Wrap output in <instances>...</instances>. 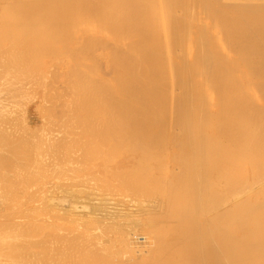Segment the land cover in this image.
<instances>
[{
	"label": "bare ground",
	"instance_id": "obj_1",
	"mask_svg": "<svg viewBox=\"0 0 264 264\" xmlns=\"http://www.w3.org/2000/svg\"><path fill=\"white\" fill-rule=\"evenodd\" d=\"M4 1L5 0H3V2ZM11 1H13V0H11ZM15 1H17V0H15ZM30 1H31V4H34L35 7H38V9H36L38 11H35V8H34V11L38 15L40 14V17H38V16L36 17V18H38L37 21H39L40 23H41V21L43 22V19L45 20V22H43V23H46V22H47V24L51 23L50 21L52 20V18L55 14H56V17L58 15V18H60V19H56V18L55 19L59 20V22H60V20H62V22L64 21V24H66V23L68 24L69 22H66V20H70V22L72 23L71 25L73 26V29L75 30L73 33V40L75 41V43H74V41H72V39L69 40L67 38L69 41H72V42H70L71 43L70 44V43H67L68 40L67 41L65 40V42L67 44L66 50H68V49L70 50L71 45L73 44V46H75V47L73 48V46H72L73 49L72 48L71 49L74 50L75 52H77V50L79 49L77 45L81 44L80 45L81 47L80 46L79 47H80V49H82V52H83L82 55L84 56V54H85L84 51H86V53H88V51H90V47H89L90 45L88 46V45H86V43H84L85 42V38H84L85 36L84 35H86V41H88L87 43L90 44L91 42H97V46H99L98 45L99 42L107 43V42L111 41L110 43H111L112 47L108 48V46H107L108 44L105 46L108 48L109 51L107 50V48L105 49V47H104V50L108 51V56L106 55L108 57L107 58L108 61L107 60L106 61L110 63L112 68H114V71H111L113 73V76L111 75L110 72H109L110 75H108V72L106 73L107 77L112 76L111 81L109 80L110 78L109 79L107 77L106 78L111 83L113 81H115L114 82L115 84H116V81H118L117 84L119 83V81L122 82L123 85L125 83V84H127V87H123V86L121 87L120 85L122 83L121 84L119 83L120 85H118V86H117V84H116V86H115V84L111 85L112 87H110L109 93L105 92L108 95L107 98L105 97L106 95L102 96L103 98H101V100L105 98L104 102L102 104V106L104 105L105 107L103 106V108H101V106H100L101 109L98 108V106L101 105L102 102H100V100H98L99 97H95L96 95H94V94L97 93V95H100L101 93L100 94H98V93L102 90V88L100 91L98 90V92H95L94 89H96L97 86H96V88L91 87L90 90H92V92L94 91L95 93L93 92V94H92L90 91H89L90 93L86 92L88 94H92L93 98L95 97L99 101V105L97 107H94L95 104L96 105L98 104V101L95 102L96 99L95 100L93 99L94 102H92V101L90 102V99H88V98L92 99V97H90V95H89V97H87L88 100L85 99L87 102L89 101L90 103L94 104V105H91L89 103V105L96 108V110H97V108L99 110L106 108L107 112H105V110H102L103 112L108 114V118H106V119H103V118H105V117H103V115L105 113H103V115H99L97 117V114H98L97 112L99 110L95 112L94 109L90 108L91 106L89 107L90 109L88 108L89 110H91V113H89L90 111L89 112L86 111L87 112L86 114H88V113L90 114L88 121L90 120V117L92 116L91 115L92 111L94 113H96L94 115H96L95 117H97V119L100 118V116L103 117V118L101 117V119L95 120V121L92 119L93 121L92 122L89 121V122H90V125H92V126H93V122L100 121V120H101V123L103 122V125H104V123H106L105 126L107 125L106 128L108 130H110V133L108 134L109 131L104 126L103 129H105V131H103V129H102V131L104 132V134L107 135V136L105 135L106 136L105 141H106V138L108 136H110L112 132H115L117 130V128H116V130L114 128V126L117 127V125L112 124L114 121L115 122L118 121V120H116V118L118 117L117 115H120L121 113H122L121 115H123V113H124L125 115H123V116L126 117L127 112H129L133 109L135 111L136 107L138 109L140 108L139 110H141V112H139V113L145 114V113H147V111L150 112L152 110L150 105H152V107L154 105V107L156 108V111L158 113H163V116H164V113L167 112V115H168V119L164 118V117H163L164 120L161 119L162 120L161 123L163 122L164 124L163 123L160 124L161 129H159L160 131L158 133H160L162 131V129H163L162 126L166 124L165 126L166 127L168 126V129H167L168 131L166 130V128L164 126L165 131H162V132H164L167 135L166 136L168 138L167 142L169 143V145H171L172 143L174 144V146L177 145L178 148H177V146L175 147L177 149H179V147H181V149H182V150L176 149L177 151L181 152L182 154H179V152H177L178 154L172 153L173 155H175V157H177V156L179 157L180 155H182V159L178 158L180 160V161H178L176 158L177 161H175V160L172 161V159L170 158L171 156L169 158L166 157V156H168L166 153H164L166 150L163 151V153L160 152V151H162L161 149L164 150L165 147L167 146L166 145L167 144L166 138H164L165 139L164 143H161V142H163L162 139L165 136L164 133L161 132V135L162 134L164 135V136L162 135V137H161V142H158V140L156 141L157 138L156 139H155V137L153 138L154 140L152 141V143L154 145H158V144H156V142H158L160 144H165L166 146L164 145L161 148V146H159L160 145L159 144L158 145L159 148H156L157 150H155L156 152L158 150H160V151H158L159 157H155V155L152 156V157L156 158V159L153 158V162H152V163H155L156 165L153 168H151L152 166L151 167L149 166L151 169H149V168L147 169L148 171L153 173V174L149 173V174H151V177L149 176L150 181H151V179H153L152 177L154 175H155L156 179H158L160 177L161 173L159 172V174L156 175L155 172H157V169H155V168H156V166H158L159 168L161 166H163V165L159 166L160 164L157 165V162L159 163L162 158L165 157V158L169 159V161L171 159L170 162L175 161L176 164H178L177 167H174L177 169L176 170L171 169L172 171L171 170L168 171V169H166L165 166L167 164L163 167L165 171L161 167L162 168L161 171L165 172V174H166V176H165V174L163 173V176H162L163 179H164V177L166 179L169 176V178H168L169 180L166 179V181H163V182L161 181L162 184H160V182H159L160 181L159 179L161 177L158 180H156V182L158 181L159 184H158V182L157 183L153 182V180L151 182H147V184H146L145 182L147 181L148 171L146 169H144L143 166H141V167L143 168L145 173L142 171V168H140L139 165H138V167H136V165H135L134 167L137 168V170H135L132 174H129L130 172H132V170L135 169L134 168V169L129 170L131 167H133L132 164H131V167L129 166L130 167L129 169H127V167H126L127 171L123 170V167L121 168L120 166H119L120 169L117 172L114 170L115 167L113 170H110V169L107 170L108 167H104L105 169L102 168V171H103V169L106 170L105 171L106 174H109L111 171H115L113 178L115 179V177L117 176L116 180L118 179L117 181L119 182V184H121L123 186V187L121 185L118 186L120 189L119 191H120V193L122 192V194H119V192L116 190L117 187L115 185H113L112 183H110L112 180L111 181L109 180L110 182L108 183V180H106L107 177H105V175H106L105 173H103V174L99 173L102 175L101 177H100V175H98L102 180L104 177V182L99 177H98L99 180H101L100 182H98L99 180H97V179L95 180V178H96L95 173H93L91 175L93 177V179H91V177L89 178V180L90 179L95 180V181H93L95 183L92 182V184H95L98 189L102 188V190H103L104 186L102 187V185L105 183V181L107 184H111L110 186L112 187V191H111V187H109L107 184H104V185H107V186H105V188L106 187L107 188L103 190L102 194L106 193L104 191L107 189L109 190V192H113V189H114V190H116L115 192H118V194H119V196H118L119 198L116 197V199L114 197H113V199H111V198L109 199L107 194L99 196L100 201H98V202H101L102 205H99V203L97 204L98 207L103 206V209H104L103 213L105 215L103 213H102V215H104L105 217L107 216L108 220H106V218L103 216L105 218L104 220H106L107 223L109 224V225L106 224V225H108L106 227L110 228L111 227L110 224H113L115 222L118 224V225L117 224L114 225V226L118 227L116 231L113 230L116 233L115 232L113 233V231H112V233L110 232L111 237L108 238L109 240L106 239L109 236V232L103 230L106 228L105 227L106 221H104L105 223L100 221L101 224L100 223H96V225L94 224L95 227L97 226L99 229L100 226L102 225V223H104L103 224L104 226L102 225L104 227L102 229V231H105L106 235L102 231L99 232L102 227L98 231L99 233H101L100 238H99V236H97V235H100L97 231H96L97 235L95 232L93 233L97 236V238H96V239H98L97 241H101L102 236L103 237L107 236L106 238L104 237L106 240H104V238H103V241H102L104 243V245L107 244V246H105V248L108 247L110 239L112 242L111 246H113L114 238H116L115 241L117 243L115 242V244L116 245L118 244L117 247L119 249L117 247L116 248L119 250V252L115 248L117 250L118 254L113 253L114 252L112 250L114 248V246H113V248L110 249L112 251H109V253L112 252L114 254V255L111 254L112 256H114L115 258H120V259H121L120 254H123V255L125 254V255L124 256L122 255L123 256L122 260L118 259L119 263L113 261L114 257L112 258V256H111L110 258H112L113 264H115V263L116 264H264V0H30ZM30 1L27 0V2H29V3H30ZM19 2H17V4ZM27 2L25 3L26 5H27ZM0 4H2V3L0 2ZM3 4H4V6L9 5L8 3H7V5H5V3H3ZM14 4L15 3H13V6H14ZM25 4H24V6H25ZM34 5H31V6H34ZM4 6L0 5L1 8ZM22 6H23V3H22ZM28 6L30 7L29 4L27 5V8H28ZM11 7H12V5H11ZM20 7H21V5H20ZM22 8H24V7H22ZM9 9H10V7H9ZM12 9H13V7H12ZM19 9H21V8H19ZM19 9H18V11H19ZM25 9H22V10H25ZM30 9H31V7H30ZM4 10L8 11L7 8L6 9L4 8ZM26 10L28 11V9H26ZM7 11H6V13H7ZM11 11H13V10H11ZM11 11H8V13L10 15H12L13 13L18 15L16 13L17 11H15V12L13 11L12 14L10 13ZM30 13H29V15H30ZM22 14H23V11H22ZM37 14H34V16ZM41 14L44 15L45 18L43 17V19H42ZM10 15H8L9 17H12V19H10V23H11V20L13 22V20L15 19V21L13 22V25L17 29H16V31L14 30V32L18 31L17 32V34H18L19 31L21 30V29L20 30H18V29L22 28L26 23V22H23L22 23L23 25L19 26V24H21L22 20L27 19L24 17L25 13L22 16H20V17H24L20 22L18 21L19 19L16 17V15L14 16V14H13L14 17L10 16ZM1 17H4V16L1 15ZM26 17H29V16H26ZM36 18H34V19L36 20ZM39 18H41V21L39 20ZM83 18H90V19L93 18L94 20L96 19L95 20L96 24L94 23L95 22L94 20H93L94 22L93 21L92 22H93V24L96 25L97 28L99 26L98 24L101 23L100 28L95 29V27L93 25V28H94L93 29L91 26L92 24L90 25L91 28H88L89 25L86 26V28H85L84 27L85 24L82 23V25L84 24V26H82L80 23V26H82V28L80 29L78 20H79V22H81ZM31 19H32V17H31ZM90 19H89V21H90ZM27 20H29V19H27ZM8 21H9V19H8ZM37 21H33V22L35 23ZM83 21H85V23L87 22V20H85V19ZM28 22L30 23L32 21H28ZM28 22L26 24H28ZM97 22H99V23L97 24ZM14 23L17 24L19 27H16L17 25H15ZM53 23L56 26V23L55 22H53ZM60 23L57 26L58 28L60 27ZM87 23H86V25H87ZM0 24H2V22ZM61 24L63 25L62 26L63 29H66V27H64V24L63 23H61ZM28 25H26V27H25L27 30L23 27L25 29L24 31H28V28L30 27V25L29 26ZM8 26L10 27V25H8ZM34 26L36 27L35 24H34ZM40 26L42 29L43 25L40 24L39 28H40ZM47 26L48 25H45L44 27H47ZM44 27H43V29H44ZM48 27H49L48 32H50V33H45L46 35L43 33V35H45L43 37V35H41L42 30L39 29L40 31L38 30V33L33 37L37 38L36 36H38V34H39L42 36V38L44 39V41L46 43L49 42V44H50L53 41L56 42L55 45L52 46V48H50V49H53V47L56 46V48H58V49H54L55 51L53 50L54 52H56V50L58 51L60 49V45H61V47H63L65 45V44L64 45L62 44L63 40H64V38H63L64 35L62 36L63 32L61 31L60 28L59 29L57 28L58 29L56 31L57 33L54 35V33L52 34L51 29H55L56 27L53 28L52 25H51V27L50 26H48ZM69 27H71L70 24H69ZM83 27L85 29H83ZM1 28H3V27H1ZM31 28H32V26L29 28V31H31ZM10 29H12V27ZM10 29H8L9 30L8 32H11ZM36 29H37V27H36ZM67 29H69L68 26H67ZM45 30H48V29L45 28ZM24 31H22V33ZM63 31H65V30H63ZM69 31H71V30L69 29ZM69 31H68V33H69ZM14 32L6 34V35H8L7 36L8 39L6 38L7 41L5 40L6 42H4V44H2V46L0 44V46H1V48H0V143H1L0 145L1 146L0 147L2 148L3 146H5L4 148H6V149H4V150H6L7 153L2 149V152L4 151L3 153L6 154L5 155L2 153V155L7 156V154H8V157H9V158L7 157L9 159V164L5 168V173L3 172L1 174L3 176L0 177V179H1L0 180V264H53V261L59 260V256L56 258L54 256L57 255V251H60V250H57L55 248L56 244H55L54 248L57 251H55V249L53 248V245L51 244V239L55 235L52 232L51 233L53 236L49 235L48 231L45 233L42 232L43 234L48 233V235L51 236L50 239H49L48 235L47 236L44 235V238L39 237L37 240V237L34 238V236H36V231L38 228L36 229L35 226H32V223L34 222L32 220L36 217V216L34 217V214H33L34 209L36 210L43 205V201H45V199L48 197V196L46 197V195H47L46 193H48V192L50 193L53 185L52 186L50 185L51 188L48 192H46L47 190L45 188L46 187L45 185H44L45 187L43 186L44 189H42L43 187L42 188L38 187L39 189L38 188L37 189L39 191H37L35 188L32 187V189H35V190L31 191V185L33 184V183L31 184V180L34 179V177L32 178L31 176L36 174V173L35 174L32 173L33 166L35 165V163H34L35 161L34 162L32 161V156L34 155V153H32V152H35L32 150L35 148L34 145H32V143H33L32 138L34 140H36L34 137H32L33 136L32 135L33 130L35 129V127L33 125V123H34L33 117L35 115L31 114L33 109H31L32 106L28 103V101H27V103L29 105H26V107H24V109L26 108L25 113L23 112V114H21L22 112H20V110L25 105L23 101H25V99L29 96H31V98H29V99H32L29 102L35 101L34 102L35 103L34 104L35 110L40 108L41 111H45L47 109L46 108L47 105L50 104L51 100L57 99L58 94H60L58 96V97H60V96H62L61 93L64 92V94H65V95L63 94L64 96L70 97V95H68V94L74 90V86H77L75 84H78V83L81 84V82L85 79L83 71H80L84 68L82 67V69H81L79 67L80 65H82V64H80V62L82 60H80V62H76L78 57L76 60L74 58L73 59L75 60L74 64L78 63L77 65H79L78 66L79 71L77 70L75 65L72 63L73 61H71V63H70V61L68 60V58L66 56L65 57L67 59L63 57L64 62H62V60H61L62 64H64L65 62L68 63V61H69V63L74 65L73 67L76 69L73 72V70L70 68L68 69L67 66L64 67V68H66L65 70H67V69L70 70V71L67 70L68 72H71L68 74V72L66 71V73H65L64 68H62L64 70V72L62 70L61 71L64 73L63 75L65 76V77H63V75L60 74L62 76V80H61L62 87L58 90L57 86H54L55 85L54 82L53 83L51 82L52 84H54L53 87L56 89L55 92H57L56 95L53 94L56 96V98L55 97L52 98L49 102L47 101L48 104L47 103L45 104V102H46L45 99L49 100V98L52 95L51 93L49 95L47 94V92L49 93V91H50V89L47 90V87L49 86L50 82L47 85L45 83L47 81H49L47 79H49L52 76L51 73H55V71L52 72V70H51V73H50V71L48 70L51 76H49V78H47V76L49 74L46 72L47 66L46 67L44 66V65H46L45 63H44V65H41L43 62L41 64H39V67L41 65V67L44 66L46 68V69L43 68V69H45V71L43 69L41 70V68H39V67L37 68V66H38L37 62L38 61H35L36 62L35 65H37V66H34V65H33L34 67L31 66L32 64L27 59L28 54H30V53H29V51L28 52L26 51L27 47H25L24 49L22 48L23 44H22L21 39H23V38L20 35L15 34ZM32 32H37V30L36 31L32 30ZM65 33H67V31H65ZM80 33L83 34L82 39H81L82 35H80ZM6 35H5V37H6ZM21 35L23 36L24 33ZM25 35H27V34H25ZM51 36H55V37H53L52 40H50ZM68 36H70V34H68ZM27 37L31 38L30 35ZM39 37H38V40H39ZM46 38H47V40H45ZM224 40L226 41V43L224 42ZM23 41H25V39H23ZM29 41H31V40L29 39ZM25 42H27V41H25ZM31 43H32V41H31ZM31 43H30V48H32ZM34 43H35V39H34ZM34 43H33V47L37 42L35 44ZM41 43H43V42H41ZM46 43H44V44H46ZM27 44L29 45V42ZM27 44H26V46H28ZM68 44H69V46H68ZM82 44H83V46H82ZM42 45L41 46L39 45V46L42 47ZM95 45H96V43H95ZM95 45L91 44V47L95 46ZM103 45L101 46V44H100L101 47H103ZM84 46H85L86 50L84 49ZM87 46H88L89 50L87 49ZM49 47H51V46H49ZM101 47L99 48V50L101 49ZM30 48H28V49H30ZM37 48H38V46H37ZM93 48H95V47H93ZM110 48H112V49H110ZM45 49H47V48L45 47ZM50 49L45 51L46 53L48 51L47 55L50 53L49 52V51H51ZM96 49H95V51H98ZM102 49L100 51H102ZM38 50L36 49V51H38ZM42 50H43V48H42ZM63 50L65 51V49H63ZM59 51L57 53H59ZM45 52H42V53L37 52V53L38 54H43V53L45 54ZM61 52L62 53H60V54H62V56L64 53L66 54V52H64V53H63V51H61ZM92 52H89V54ZM73 53H69L70 58L73 56V55L71 56V54H73ZM33 54H31V56ZM51 54L55 55V53H52V52H51ZM51 54H49V55L51 57H53ZM89 54L87 55V57L85 54V57L89 58V60H90V59H92V58H90L92 56V54L90 55V57H88ZM96 54H97V52H96ZM58 55H56V56H58ZM79 55H81V52L79 53ZM82 55H81V57H82ZM35 56H37V55H35ZM60 56L61 55L58 56L59 59H57V57H56V59L51 58L52 61L51 60L50 61L52 63H54L55 60L56 61L60 60ZM85 57H83L82 59L85 60ZM93 57L95 58V55ZM39 58H40V55H39ZM75 58H76V54H75ZM31 59H32V57H31ZM49 59H50V57H49ZM65 59H66V61H65ZM33 60H35V59H33ZM37 60H38V57H37ZM42 60H43V58H42ZM88 62H90V61H88V59H87L86 64L89 65L88 67H91V65ZM67 63L65 65L69 64V63L68 64ZM53 65H56V63ZM58 65H59V61H58ZM94 65H95V63H94ZM71 66H69V67H71ZM84 66H87V65L84 64ZM106 67H109V66H106ZM88 71L85 70V72H84L85 75L87 74L86 72H88ZM90 71L94 72V71H92V69ZM97 72H98V70L96 71V73ZM98 74H101L98 76L100 78L105 76V75H102V73H100V72ZM88 76L90 78V76L93 77L94 75L89 74V75H87V77ZM55 77H53V78L56 79L57 77L56 78ZM93 78L97 79L96 75ZM86 79L89 80L88 78H86ZM92 79H90V80H92ZM94 79H93V81H96ZM53 80L51 79L50 81H53ZM70 80H72V84L74 86L72 84H70ZM93 81L91 84L94 83ZM97 82L99 84V78H98V81H96L94 84H96ZM147 82H153V85H154V83L158 84V85L160 84V86L163 89H159V88H161L160 86H159V88H158V86L156 88H158L159 91L163 90V92L160 91V93H159L158 89L157 90L154 89L158 92H156L155 96L152 95L153 97H150L152 91H150L149 89L152 90L153 87L151 88V86H150L151 84L147 85L148 84ZM55 83H56V81H55ZM106 83H108V81ZM83 84L86 85V80H85V82L83 81ZM91 84L89 82L88 86L90 87ZM102 84H104V83H102ZM164 84L167 85V87L165 86V88H164L162 86ZM45 85L47 87H45ZM100 85H98V86H100ZM106 85L110 86L109 83ZM106 85H105V87H106ZM131 85L132 86L133 85H139L140 86V87H138V88H140L139 90H141L140 95H142L144 99H139L140 98L139 97L140 92L138 94H136L138 90L135 91V89H134L135 87L133 86L134 88H132ZM101 86H103V85H101ZM146 86H148V87L150 86V88L148 89V87H146ZM51 87H48V88H51ZM77 87L79 88L78 91L80 89L84 90L83 87L82 88L79 87V84ZM54 88H52L53 93H55ZM87 88L88 87L86 86L85 89H87ZM125 89H126V91H125ZM132 89H134L133 91H135V93L132 92ZM88 90H89V88H88ZM106 90H107V88H106ZM75 91H77V90H75ZM66 93H68V94L66 95ZM83 93H84V95H83ZM83 93H82L83 97L80 96L81 94H78L77 96H80L82 98V100L85 101L83 98L86 95V93L85 92H83ZM105 93L103 91V95ZM132 93L135 94L136 99L138 97L139 102L135 98L130 97V96H132L131 95ZM45 94H47V96H50V97L45 98ZM70 94H73V92H71ZM76 94H77V92H76ZM154 94H155V91H154ZM69 97L67 98V105H69V103H72V101L70 102V100L73 99L74 95L73 96L71 95V97H72L71 99ZM80 97H78L79 98L78 100H81ZM154 97L157 99H155ZM85 98H86V96H85ZM151 98H154L155 100L154 101H153V99L150 100ZM76 99H77V97L75 96L74 100L77 101ZM59 100H55V102L52 101L51 104H54V105L50 104L51 106H48V108H49L48 110L50 111L51 108L53 109V106H55L56 103H57L56 104L57 106H55V107H58V110H59L60 108H59L58 102H57ZM68 100H69V103H68ZM62 101H65V100H63V98H62V100L59 102H62ZM75 101H73V105H74V103L76 105ZM80 102H82V101H80ZM87 102H86V104L88 105ZM152 102H154V103H152ZM22 104H24V105L22 106ZM43 104L46 105V106L44 105V110H43V107H41ZM60 104L63 106V108L66 106V105H63L64 102H62ZM86 104H85V106H86ZM73 105H72V107H73ZM82 106L84 107V103L82 104ZM66 107L70 108L71 106L70 107L66 106ZM78 107H80V105ZM63 108H61V109H63ZM75 108H77V105L74 106V109ZM52 109H51V111H52ZM56 109L57 108H55V110ZM61 109L59 112V113H61V115L57 111L54 110L52 112V116L56 115L55 113L57 112V115L59 114L60 117L64 118V113H65V115H67L68 113L65 112V111H67L66 109H65V111L63 109L64 113L61 112L62 111ZM74 109H72V110L74 111ZM80 109H84V108L80 107ZM156 111L154 110V112H156ZM81 112H82V110H81ZM47 113H48V111H47ZM47 113H46V116L49 115ZM53 113H54V115H53ZM62 113H63V115H62ZM75 113L78 114V112H75ZM84 113H85V111L83 113H79V114L80 115L82 114L81 116H83ZM150 113H153V112H150ZM150 113H149V115H151ZM158 113H155V114H157V116H159ZM24 114H25V116H23ZM100 114H102V113H100ZM130 114H131V112L128 115L131 116ZM132 114H135V113H132ZM32 115H33V117H32ZM50 115H51V113H50ZM50 115H49V117H51ZM94 115L92 118H95ZM139 115L142 116L143 114H139ZM59 116H57V117H59ZM115 116H116V118H115ZM137 116H136V119H138ZM146 116H147V114L145 115V118H146ZM41 117H43V116H41ZM69 117H70V115H69ZM65 118H67V116H65ZM65 118L62 119V121L65 120ZM86 118H88V116ZM132 118H131V120H133ZM39 119L37 118V121ZM47 119H45V120H47ZM50 119H52V118H50ZM59 119H58V121H59ZM119 119H121V118H119ZM129 119L130 118H128V120ZM42 120H44V118ZM42 120H40V121L43 124L44 122ZM72 120L75 124V121L76 120L78 121L79 119H76L75 121H74V119H72ZM72 120H70V121L72 122ZM80 120H81V118H80ZM126 120H127V118H126ZM134 120H135V118H134ZM138 120L140 122L142 121L140 118ZM146 120H147V118H146ZM155 120H156V116H155ZM82 121H83V119H82ZM85 121H84V125H85ZM88 121L86 124H89ZM135 121H134V124H135ZM55 122L54 123L51 122V123L54 124L55 126L63 125L61 122H59V123L57 122L58 124H56ZM79 122H81V121H79ZM121 122H124L126 124L127 121L122 120ZM128 122H127V124H128ZM140 122L138 123L139 125L141 124ZM146 122L149 123L148 120ZM155 122H157V121H155ZM159 122L160 121H158V124H159ZM67 123H69V122H67ZM76 123L78 124V122H76ZM98 123H100V122H98ZM50 124L48 123V125H50ZM131 124L132 123H130V125ZM154 124H156V123H154ZM44 125H46V124L44 123ZM48 125H47V127H48ZM65 125H67V124H65ZM112 125H113V127H112ZM119 125H120V120H119ZM128 125H127V127H128ZM135 125H137V123ZM146 125H147V123H146ZM150 125H151V128L153 130L155 128L156 129L159 128V125H156V127H154L152 124V121H151ZM40 126L42 127L41 124L39 125V127ZM74 126L71 125L70 128L67 127V129L70 130L72 127L76 130V128ZM80 126H82V124H80ZM63 127L61 126L60 128H63ZM78 127H79V125H78ZM86 127H88V126L85 125V129H84L85 132L88 129ZM94 127H95V125H94ZM96 127L99 128L100 126H96ZM130 127H132V126H130ZM147 127H149V125H147ZM82 128H84V127H82ZM82 128H80L79 131H77L78 130V128H77L76 133L79 132V135H82L80 133V131H81L84 134ZM112 128H114L115 131L112 130V132H111ZM121 128H123V127L120 126V130H118V131H120L122 133L123 131L121 130ZM133 128H134V125H133ZM144 128H145V126H144ZM144 128H143L142 134L146 133L145 135H147V136L149 135L148 140L152 138L151 137L152 135L150 136L149 133L152 132V134H154V133H156L155 135L158 134L156 132L158 130L150 131L147 133V131H145ZM38 129H41V128H38ZM52 129H53V126H52ZM55 129L57 130L58 128H55ZM74 129H71V130L75 131ZM95 129H93V130L96 131ZM137 129H139V132H140V127L139 128L137 127ZM137 129H135V130H137ZM99 130H101V129L99 128ZM131 130H133V129H130L129 132H131ZM141 130H142V127H141ZM147 130H149V129H147ZM61 131H63V130H61ZM64 131H67V130L64 129ZM91 131L92 130H90L89 133H91ZM176 131H177V134H176ZM58 132H59V130H58ZM58 132H57L58 136H61L60 134L63 133V132H61V133L59 132V134H58ZM120 132H117V133L120 134ZM36 133L38 134L37 128H36V130H34L33 134H36ZM50 133H53V132L51 131ZM54 133H56V132H54ZM95 133L92 132V135ZM65 134H66V136H68L67 133H65ZM97 134H98V132H97ZM88 135L89 134H85V136L82 135V137L83 136L86 137ZM96 135H94V136H96ZM112 135L114 137V133ZM120 135H122V134H120ZM123 135H125V134H123ZM123 135H122V138H123ZM51 136H52V134H51ZM63 136H65V135H63ZM71 136L73 137V140H74L75 136L73 133ZM115 136L117 137V135H115ZM131 136H135V135L132 134ZM137 136H138V134H137ZM159 136H158V138H159ZM88 137H90V135ZM113 137H111V139ZM125 137H124V139H125ZM140 137H142V136H140ZM55 138H58V137H56V135H55L54 141H55ZM60 138H62V136ZM98 138L100 140H98L96 138L92 139L91 137L88 139H90V140L96 139L94 142H96L98 140V141H101V143H104V144L106 143L105 141L104 142L102 141L103 137L100 138V135ZM130 138L131 137H129L128 140ZM132 138H134V137H132ZM132 138L130 139V141L132 140ZM50 139H52V137ZM50 139H48V140L51 141ZM71 139L69 140L70 142H71ZM79 139H82V138H79ZM83 139L80 142L81 145H84V143L82 144V142H84ZM124 139H123V141H124ZM137 139H139V138L137 137L135 139L136 141L134 140L136 143H137ZM143 139L145 141L147 138L146 139L143 138ZM143 139H141V140H143ZM58 140H59V138H58ZM119 140H120V138H119ZM128 140L127 141L125 140V142H129ZM76 141L78 142V140H76ZM107 141H109V140H107ZM116 141H117V139H116ZM116 141L114 140V142L116 144L114 142H111V144H110L109 143L110 141H109L108 143L110 144V147H112L113 143L117 146ZM134 141H133V144L135 145ZM139 141H138V143H139ZM144 141H142V142H144ZM150 141L151 140H149V142H148L149 145L148 144L147 145L151 149V147H150L151 142ZM63 142L65 144L66 139ZM63 142H62V144H63ZM142 142L140 143L142 146L147 143V141H145L144 144H142ZM52 143H54V142H52ZM52 143H50L51 144L50 147L53 148L54 146H52ZM80 143L78 142V144H80ZM90 143L92 144L93 142H90ZM118 143H119V141H118ZM55 144H57V142H55ZM58 144H59V141H58ZM73 144L74 143H72V145ZM87 144L84 145L85 148H86ZM109 144H107V145H109ZM96 145H98V144H96ZM96 145L94 144L95 147L94 146H93L94 148L92 147L93 150L95 148L98 149V147H96ZM101 145L99 143V147H101ZM127 145L130 147V145L128 143H127ZM55 146L57 149L59 147H60V149H62V147H63V146L61 147L60 144H59V146L58 145H55ZM68 146H70V145H68ZM75 146H80V145L75 144ZM105 146H106V144H105ZM120 146H122V145L120 144L119 147ZM48 147H49V145H48ZM72 147H74V146H72ZM88 147L91 150V147L90 146H88ZM102 147H104V146H102ZM106 147L108 148V146H106ZM117 147H115V146L113 147V149L111 150V154H113L112 152H114V150L115 151L119 150ZM122 147H124V146H122ZM132 147L135 148L134 146H132ZM132 147H131V149H132ZM148 147L146 149H148ZM152 147H154V146H152ZM42 148H44V147H42ZM65 148H63V149H65ZM116 148L118 150H116ZM124 148H122L123 151H125ZM140 148H141V146H140ZM44 149H46V148H44ZM78 149H79V147L75 148V150H78ZM80 149H81V146H80ZM126 149H127L126 152L129 151L128 147ZM36 150H37V148H36ZM46 150L48 151L49 148ZM72 150H70V151H72ZM75 150H74V153H76ZM82 150H84L83 147H82ZM82 150H79L77 152H81ZM90 150H89V152H90ZM93 150H91L92 154H95L96 150L94 152H93ZM101 150L104 152V151H106V148H105V150H104V148H101ZM108 150H107V153L110 152V150H109V152H108ZM122 150H121V152L118 153L119 155L123 156L124 153L127 154L126 152H123ZM136 150H135V152H133V154L134 153L136 154ZM140 150L141 149H139V151ZM148 150H147V152H149ZM152 150L154 152V149H151V151H150L151 153H153ZM54 151L57 152V150H54ZM63 151H65V150H63ZM85 151H86V149L83 152L84 154H81V153L80 154L77 153V154L80 155V157H81L82 155H85ZM132 151H134V150H132ZM147 152L146 153L143 152V155L144 154L147 155ZM166 152L168 153V149ZM0 153H1V150H0ZM41 153H40V156H42ZM45 153L47 154V152H45ZM62 153H64V152H62ZM67 153H68V151H67ZM74 153H72V154L74 155ZM107 153H105V156L108 155ZM174 153H176V152H174ZM35 154H37V153H35ZM46 154H45V156L44 155L43 156L46 157L47 156ZM56 154L57 155L53 154V155H55V157L52 156L53 161L56 160L55 159L56 156H59V152H57ZM72 154L70 153V156ZM77 154H75V155H77ZM92 154H90V155H92ZM129 154H131L130 151H129ZM155 154H157V153H155ZM48 155H51V154L48 153ZM146 155H144V156H146ZM173 155H172V158H173ZM93 156L95 157V155H93ZM103 156L104 155H101V159L105 157V156L104 157ZM109 156H107V157H109ZM116 156H117V154H116ZM122 156H121V158H122ZM129 156H131V155H129ZM132 156H133L132 160H137L140 158V157L137 158L138 157L137 155H136L137 157H135V158H134V155H132ZM139 156H142V155H139ZM162 156H164V157H162ZM33 157H35V155ZM38 157H37V159H38ZM65 157H67V156H65ZM75 157L76 156H74V158ZM88 157H89V155H88ZM112 157H113V155L111 156V159L114 160ZM127 157H123V158H127ZM160 157H161V159H160ZM69 158H71V157H69ZM74 158H71L73 162L70 160V163L72 162L73 164H75V161L73 160ZM91 158H93V157H91ZM97 158H95V160ZM99 158H100V155H99ZM114 158H115L114 161H116L117 157H114ZM157 158H158V160L159 159L160 160L158 161ZM165 158L163 160L168 162V160H166ZM49 159H50V157H49ZM52 159H51V162H52L51 166L53 167V169L49 167L52 170L55 169V166L58 167V163H59V167H58V169L57 168L56 169L57 170L61 169V171H62L63 166L61 167L60 164H62L64 161V163L62 165H64V167H66V165L69 163V161H67V160L66 161L68 163L66 162V164H65V160L61 161V163H60V161L56 160L58 163H56V162L53 163ZM61 159H63V158H61ZM66 159H68V158H66ZM87 159L88 158H85L86 161H87ZM98 159L96 162L99 161L98 164L99 163L103 164L104 160H100V159L98 160ZM105 159L107 161L108 158L105 157ZM111 159L110 158L108 159L109 163L111 162L110 161ZM130 159L128 158V160H130ZM151 159H149L148 162H150ZM58 160H60V159L58 158ZM78 160L79 161L82 160V164H83V162H84L83 158H79L76 161H78ZM132 160H131V162H132ZM139 160L135 161L134 164H136V162H138ZM154 160H157V161L154 162ZM1 161L5 162V160H3V159H1ZM1 161H0V164H1L0 169L3 168V166H4L3 165L4 163L3 162L1 163ZM79 161L76 163L80 164L81 161H80V163H79ZM106 161H104V164H103L105 166H107V164H105ZM114 161H112V162H114ZM46 162H47V159H46ZM48 162L45 165V168H48V166L50 165V164H48ZM92 162H91L92 164H90L91 166L95 163L94 161H92ZM112 162H111V164H112ZM124 162H125V159H124ZM126 162H128L127 159H126ZM141 162H144L143 159H142V161H140V164H142V165L147 164L148 165V163H146V162L144 164ZM162 162H160V163L161 164L166 163V162L165 163H162ZM5 163L7 164L8 160ZM43 163H45V162H43ZM55 163L57 165L54 166L53 164H55ZM70 163L68 164L67 167H69ZM72 163H71L69 169L73 166ZM152 163H150V164H152ZM6 164H5V166H6ZM77 164H76V166H77ZM124 164H123V166H124ZM138 164H139V162H138ZM96 165L97 164H95V166L93 165V168L94 167L96 168ZM110 165H109V167H110ZM127 165H128V163L126 164V166ZM76 166H75V168H78ZM81 166H79V167H81ZM89 166L88 167L86 166V167L89 168ZM117 167L118 166H116V168ZM75 168L74 169L71 168L70 171H74V173H78L79 175L84 174L82 172H84L85 170H81L79 173L80 168L78 171L76 170V172H75ZM82 168H84V166H82ZM91 168H89V170L87 169L88 172L90 171ZM40 169H42V168H40ZM64 169H66V168H64ZM45 170L43 169L42 171L44 172ZM1 171H4V170L2 169ZM46 171H45V173L47 174ZM48 171H50V170H48ZM56 171H54V172L56 173ZM59 171H57L55 176H53L51 174V171H50V173L48 172L47 176L44 175V177L46 176V178H47L49 176V174H51L55 178L59 173H61ZM107 171H110V172L107 173ZM128 171H130V172H128ZM43 172H40V174H42ZM65 172L66 173L62 172L61 173L62 175L60 174L61 177L60 176L59 177L65 178V176H63V173H64V175H66L67 171H65ZM126 172H127V174H126ZM68 173H70V172H68ZM111 173H110V175L113 176V172H111ZM86 174H87V176H86ZM86 174H84V175L88 178V173H86ZM67 175L69 176L70 174H67ZM68 176H66L67 178H65V179H68ZM70 176H69V178H70L69 180L74 178V177H72V176H74V174H72V176H71L72 178ZM112 176H110V177L112 178ZM144 176L146 178H143ZM35 177H37V176H35ZM42 177L43 176H41V179H42ZM53 177H51L52 179L50 178V180H53ZM38 178H39V175H38ZM35 179H37V178H35ZM41 179L39 181L45 180V179L44 180H41ZM78 179L77 180L79 183L82 184L84 182L83 175L81 177L79 176ZM142 179H146V180L143 181ZM69 180H64V181L59 180V181H60V183L65 182V185L67 184L70 187V184H68V182H66ZM77 180L74 179L75 182H73V179H72V181H69V182L70 183L72 182L71 184L75 185V183H77L76 182ZM37 181L38 180H36V182ZM57 181H56V183H58ZM87 181H88V179H87ZM90 181L87 183L91 186ZM142 181H143V183H142ZM101 182H102V184H99ZM49 183H50V181H49ZM84 183H86V182H84ZM114 183H115V180H114ZM47 184H48V182H47ZM58 184H56L57 188H59V186H61L60 187L61 189H59V190H62L63 189L62 187L64 185L62 186L60 184L58 186ZM82 185H84V184H82ZM89 185H87L86 187H90ZM95 185H92V187ZM99 185L101 187H99ZM68 186H67V189H68ZM128 186H130V187H128ZM131 186H132V189H134L135 187L137 188V189L135 188V190H134V191H136V193L133 194L134 196H136V194H138L137 196H139L140 198L143 197V199H144V197H146L145 200H143V201H141L142 200L141 199L138 202H133V203H139V207L137 208V206H136L137 210L139 209V212L141 210H147L148 211V213H149L148 215L146 214L147 211L145 212V215H147V218H145L146 219L145 221L142 219H139V218H130L127 215L128 208H125V206H129V205H127V203L130 202V198L127 199L126 198L127 196L125 197L126 200H128V202L126 203L125 198L123 199L122 195L125 192H127L128 190H132ZM126 187L129 189L126 190L127 189ZM57 188L54 190L55 192H56ZM74 188L76 189L77 187L75 186ZM74 188H73V191L72 190L67 191L65 189H63V190H65L66 192L61 191V192L66 193V194H67V192L70 193L72 191L73 195L75 196L76 193H74V192H78V190H80L79 191L80 194L76 195L78 198H80V200H76L78 198L75 197L76 199L74 201V199H72V197L71 198L69 197L70 199L73 200L70 202L71 207H72L71 209L74 210L77 217L83 216L85 213H89V214L93 215L94 210L97 208L95 205V202L97 201L96 196L95 195H94V197L89 196V195L85 196L84 195L85 190L83 192V191H81L82 189L78 188V189H76L77 191L76 190L74 191ZM97 188H95V191ZM41 189L45 190V192H46L45 193L42 191L44 194H46L45 195L46 198L43 196L44 199H43L41 191H40ZM59 190H58V193L56 192L57 194H59V192H60ZM108 190H107V193H109ZM35 191H37L38 193L40 192L41 199L43 201L42 200H41L42 202L40 201L42 203V205L40 203L41 206L38 205L39 203H37L38 207H36V204L34 203V206H35V208H34V207H32V204H33L32 203V201H33L32 197L36 196V195L35 196L33 195ZM90 191H88V192H90ZM97 191H99V190H97ZM101 191H100V194H101ZM52 192L53 191H51V194H52ZM81 192H83V194ZM130 193H131V191H129V194ZM132 193H133V190H132ZM57 194H55V195H57ZM86 194H88V193H86ZM113 194H116V193H113ZM37 195L39 196V194H37ZM67 195L69 196V194H67ZM70 195L73 196L72 194H70ZM108 195H110V194H108ZM133 195H130V196H133ZM38 196H36V200H34V201H38L37 200V199H39ZM137 196L135 198H137ZM58 197H60V194ZM58 197L57 198L56 197H54V198L49 197L51 199L48 198V200L52 201V202L50 201V203L54 207H56L58 204L57 203V200L59 199ZM91 197H93V198H91ZM135 198H132L133 200H131V202L136 200ZM33 199H35V198H33ZM61 199H62V197H61ZM93 199L95 200V202ZM92 200H93V202H91ZM45 203H48L47 200ZM45 203L43 206L44 208L41 207L43 210L42 209H40V210H42V212L45 211V213L47 214L49 212V211L47 212V210H50L51 207H53V206L51 205V207H50L49 203H48L49 205H47ZM46 205H47V207H46ZM48 206L50 207V209L48 208ZM32 208H34V209L32 210ZM45 208H46V210H44ZM135 209L133 207L132 210L134 211ZM56 210H57V208H56ZM61 210H62V212H64L63 209H61ZM72 210H71V212H72ZM99 210H101V209H99ZM99 210H97V212H100ZM59 211H60V208H59ZM149 211L154 216L156 215V217H153L152 214L150 217H148L150 215ZM34 212L37 213L38 217H36V218H40L41 215H38V214H40L39 212H41V211H39V212L34 211ZM51 212L49 214H51ZM97 212H96V216H98V217L101 216L100 215L101 212L99 213V215H97ZM139 212H137L136 214H138ZM153 212L154 213L156 212V213L154 214ZM45 213H42V216H44ZM64 213H62V215ZM69 213H70V210H69ZM49 214H47V215H49ZM139 214H141V212ZM56 215H59V214H56ZM42 216H41V218L43 219L44 217H42ZM49 217H52V216L49 215ZM49 217H46V218L48 219ZM55 217L56 216H54V218ZM66 217H67V215H66ZM66 217H65V219H66ZM72 217L75 218V215ZM77 217L75 218V221L77 219H79V217L78 218ZM41 218H40V221H41ZM57 218H55V219H57ZM69 218H67L68 221H70V220L73 221V218H71L70 220H69ZM47 219H43V220L48 222L49 219H53V217L49 218L48 220ZM80 219L82 220V217H80ZM89 219L88 218L86 219L87 222L88 221L90 222ZM91 219H93V218H91ZM97 219L101 220V218H97ZM97 219H95V220H97ZM109 219L112 220L113 223L110 222ZM36 220L39 221V219H36ZM36 220H35L34 224L35 225L38 224L36 226H40V223L42 221L36 222ZM61 220L63 221V218ZM78 221L79 220H77V222ZM102 221H103V219H102ZM66 222H64V223H66ZM82 222L77 223V225L80 224V226H81ZM95 222H97V221H95ZM64 223H63V225H65ZM46 224H41V225L42 226L44 225L47 227V225H49V223L47 225ZM50 224L54 225V223H50ZM71 224L73 225L74 223H71ZM84 224H86V223H83V226H84ZM51 225H49V226H51ZM67 225H68V223H67ZM87 225H89V224L87 223ZM94 225H92V226H94ZM98 225H100V226H98ZM54 226H56V225H54ZM54 226H52V227H54ZM59 226L57 225V227H59ZM74 226L76 227V225H74ZM83 226H81V227H83ZM33 227L35 230H33ZM65 227H63V228H65ZM89 227L90 226H88V228ZM97 227H96V229H97ZM55 229L53 228V230H51V231H57V229L56 230ZM60 229L62 230V228H60ZM60 229H58L59 231H57L58 234H60L59 232H61ZM89 229L92 230V227ZM93 229L95 231L94 227H93ZM39 230H42V228L40 227L38 229V231ZM63 230L61 233L65 236L66 233L64 234ZM65 230L68 231V229H66V228H65ZM72 230L73 229H71V231H68V232L70 233V232H72ZM33 231L35 232V235H34ZM75 231H76V229H75ZM110 231H111V229H110ZM42 233L39 231L38 234L41 235ZM69 233H67V234H69ZM102 233H103V235H102ZM43 234H42V236H43ZM55 234L57 235L56 232H55ZM93 234L91 233L90 236H92ZM114 234H116V236ZM95 235L92 236V238L94 237V241L91 239L92 242H90V246H89V242L87 241V239H85L86 243H88L87 244L88 247L83 246L86 243L82 244V246L84 248L81 246V242L83 241L82 238L84 237V236L81 237L82 234H79L80 237H76V236H78V234L76 236H74L75 239L79 238L78 240L76 239L75 242L73 241L75 245L73 243L70 245H69V243H67L69 245L68 247L73 245L74 247L72 249L74 250V248H75L77 252L78 251L80 252L81 247H82V250H81L82 253L80 255H78L79 253H76V251L74 254L71 253L73 251L70 247L71 251L69 252L67 250L69 253H71L73 255V257L70 259L67 258L69 255H68V252H66V249H69V248L67 246H66L67 248H64V251L67 253L65 255L66 256L68 255V256L66 257L63 253H62V256L64 255L65 258L68 259V264H71V261H72V264H103V262H101L102 259H101V261H99L100 259L98 260L97 257L102 255L104 250L102 251L101 249L102 248L104 249V245H103V247L101 246L102 248L100 247V245H101L100 243H99L100 245L98 244L99 246L97 245V243H96V246H94L95 242H96L95 241V237H96ZM112 235H113V238H112ZM67 236H69V235H67ZM58 237H61V236H58ZM56 238H53V239H56ZM74 238L72 237V239H70V240L72 241V240H74ZM63 239L65 241V240H67V237L65 236V238L63 237L61 239V241H60V239L57 241H60L61 242L60 244H63V243H65V242H63ZM81 239H82V241H81ZM112 239H113V241H112ZM70 240H68V241L70 242ZM55 241L56 240H54V242ZM77 241L80 242V244H79L80 246L78 245V243H76ZM84 241L82 243H84ZM105 241H108V243L107 242L105 243ZM54 242L52 241V243H54ZM91 243H94V245L93 244L91 245ZM59 247L60 246L58 244V248ZM61 247H62V245H61ZM76 247L80 248V250L79 249L77 250ZM91 247L94 248L95 250L92 249ZM97 247L99 249L101 248L100 249V251H101L100 255L98 254L99 251H96ZM109 247H110V245H109ZM88 248H90L91 252L96 251L98 253L97 254L96 253L93 254V252L89 253ZM99 249H97V250H99ZM61 250L63 252V249H61ZM105 250L107 251V249H105ZM121 251H122V253H121ZM55 252H56V254H55ZM109 253L107 251V254H109ZM58 254L60 255V252ZM95 254L97 255V257ZM107 254H106V256L102 255L101 258L107 257ZM115 255H118V256L116 257ZM71 256H69V257H71ZM54 258L58 259V260H54ZM107 258H109V257H107ZM110 258L108 260H110ZM65 260H64V263H61V264H66L65 262H67V261H65ZM69 260H71L70 263H69ZM103 261H104V259H103ZM105 262H104V264H105ZM110 262L111 261H109L108 263H110ZM59 264H60V261H59Z\"/></svg>",
	"mask_w": 264,
	"mask_h": 264
},
{
	"label": "rangeland",
	"instance_id": "obj_2",
	"mask_svg": "<svg viewBox=\"0 0 264 264\" xmlns=\"http://www.w3.org/2000/svg\"><path fill=\"white\" fill-rule=\"evenodd\" d=\"M19 1H20V2H19ZM19 1H18V0H17V1H15V0H13V1H11V0H5V1L3 2V0H0V2H1L2 4H3V3H5V5H7V3L9 4V5H7V6H4V4H3V5L0 4L1 6H4V7H2V8L0 7V11H1L0 14H1L2 16H4V17H1V15H0V23L2 22V24H0V42H1L0 44H1V46H2V44H4V42L7 41V39H8L7 36H8V35H6V34L11 33V32H14V30L16 31V29H17V28H15V26L13 25V22L15 21L14 18H13V19H14L13 22H12V20H11V23H12V24L10 23V19H12V17H9V16H8V15H10V14L8 13V11H11V10H13L14 12L17 11L16 13H17L18 15L20 14L19 16L16 15L15 13H13V14H14V16L16 15V17L19 19V20L17 19L19 22H20L24 17L27 18V19H29V20H27V19L22 20V21H21V24H19V26H22V25H23V24H22L23 22H26V23H27L28 21H32V22H30V23L28 22V24L30 25V27L32 26L31 31H29V28H30V27L28 28V31H24V30L26 29V28H25L26 25H28V24L25 23V25L23 26L25 29H24L23 27H22V28H19L18 30L21 29V30L19 31V33L17 34L18 31H17V32H14V33L17 34V35H20L23 39H25V41H27V42H25V41H23V39H21V40H22V44H23V45H22V44H21V45H22V48H23V49H24L25 47H27V48H26V49H27L26 51H27V52L29 51V53H30V54H28V57H29V58L27 57V59H28V61H30V63L32 64L31 66H33V65H34V66H37V65H38V66H37V68H38V67H39V64H41V63L43 62L41 65H44V63H45L46 65H44V66H45V67L47 66V67H46L47 69H46L44 66L41 67V65H40L39 68H41V70H42L43 68H45V69L47 70L46 72L49 74V75L47 76V78H49V76H51V75H52V76H51L50 78H51L52 80L54 79L53 77H55V76L57 77V78L55 77L56 79H54L53 81H50V80H51L50 78L47 79V80H49V81H47V80H46L47 82L45 81V82H46V83H45L46 85L50 82V84H49L48 87H51V86H52L51 88H48V87L45 85V87H47V90L50 89L49 93L47 92L48 95H49L50 93H51L52 95H53V94H55V95L57 94V92H55L56 89L53 87L54 84H55L54 86H57V89H58V90L62 87V83H61L62 76H61V75L64 74L63 72H64V70L66 69V68H64V67L67 66L68 69H69V68L72 69L73 72H74V70H75L76 68H77V70H78L79 67H80L81 69H82V67H83V68H84L85 70H87V71L89 70L88 72H86V73H87L86 75H85V73H84V72H85L84 69L80 70V71H83V74H84V76H85V79H84L83 81L85 82V80H86V85L83 84V81L81 82V84H80V83H78V84H79V87H80V88L83 87L84 90L80 89V90L78 91V89H79V88L77 87L78 84H75V85H77V86H74V85L72 84V80H70V84H72V85L74 86V90L72 89L73 91H71V92H73V94H70L71 92H70V93L68 92L69 94L66 93V95L68 94V95H70V97H69V96L66 97V96H64L65 94H64V92H63V93H61V95H62L63 97H62V96H60L61 98L58 97V96L60 95V94H58V95H57V99H55V100H59V99H60L59 101H61L62 98H63V100L66 101V102H65V101H62V102H64L63 105H66V106H69V107L71 106L70 108H68V107H66V106H65L66 108H65V107L63 108V106L60 104V103H62V102L57 101V102H58V106H59V108H60V109L63 108L64 111H65V109H66L67 111H65V112L68 113V114L70 115L71 118L69 117L68 114L65 115L63 109H61V110H62L61 112L64 113V118H65V116H67V118H65V120L62 121V119H64V118L59 116V114L61 115V113H59V112H60V109L58 110V107H55V106H57V105H56L57 103L55 104V106H53V109L51 108L52 111H51V109H50L51 112L48 110V109H49L48 106L54 105V104H51V102H52V101L55 102V100H54V99L51 100V99L54 98V97L56 98L55 95H53V96L51 95V97H50V96H47V94H45V98H47V97L49 98V97H50L49 100H48V99H45V101H46L45 104L47 103V101L49 102V101L51 100V102H50L51 105H50V104L47 105V107H46L47 109L45 108V109H46L45 111H41L40 108H38V109L35 110V108H34V107H35V105H34V104H35V103H34L35 101H34V102H33V101L29 102L30 100H32V99H29V98H31V96L27 97L28 99L26 98L25 101H23L25 105L22 104V106H23V105H24V106H23V108H21V110H20V112H22L21 114H23V112L25 113V109H26V108L24 109V107H26V105H29V104H30V105L32 106L31 109H33V110H32V113H31V114L35 115L34 117H33V115H32V117H33V119H34V123H33V125H34V127H35L34 130H36V128H37V132H38V134H37V133H36V134H33V133H34V130H33V133H32V135H33L32 137H34V138L36 139V140H34V139L32 138V141H33L32 145H34V147H35L34 149H32L33 151H35V152H32V153H34V155H35V157H33L34 155L32 156V161H33V162L35 161V162H34L35 165L33 166V171H32V173H34V174L36 173V174L31 176L32 178L34 177V179L31 180V184L33 183V184L31 185V191H34L35 189H36L37 191H39L38 189H39V188H42V187L45 185L46 187H45V186H44V187H45L46 190H47L46 192H48V191L50 190L51 186L53 185L52 188H51V191L54 192V193L52 192V194H51V191H50V193H49V192L46 193L45 190H42V189H44V187H43V188L40 190V191H41V194H42V197H43V196L45 197L46 194H47L46 197L48 196L47 198L45 197L46 199H45V201H43V200L41 199V194H40V192L38 193L37 191H35L33 195H34V196H35V195L38 196L37 194H39V196H38L39 199H37L38 201H34V200H36V196H35V197H32V200H33V201H32V203H33V204H32V207L35 208L34 203L36 204V207H38V205H40V203L43 201V205H42V203H41L42 206H41V205H40V206H41L42 208H44L43 206H44V203L46 202V200H47V202L50 204V207H51V205H52V204L50 203L51 200H48V198H49V197H51V198H52V197H53V198L56 197V198H57V197L59 196V194H60V197H58L59 199L57 200V203H58L59 205L57 204L56 207H54V206L52 205L54 208L51 207V209L53 208L52 210H53L54 212H53V211L50 209V207L48 206V208H49L53 213H52L50 210H47V212L49 211L47 214H49V213L51 212V214H49V215L52 216L53 219H49V218H52V217H49V215H47V214L45 213V211L42 212L43 209H42L41 207H39V208L36 209V210H35L34 208H32V210L34 209V211H37V212L41 211V212H39L40 214H38V215H41V216H42V213H45L44 216H42V217H44L43 219H47L46 217H49V218H48L49 221L47 222V221L43 220V219L41 218V216H40L41 221H42V222H41V221H40V218H36V217H38V216H37V213H35V212L33 211L34 217L36 216L34 219H35V220H36V219H39V221H40L41 223H40V226H36V225H38V224L35 225V224H34L35 220L33 219L32 221H34V222L32 223V226H35L36 229H37V228L39 229V228L41 227L42 230H43V231H42V230H39L41 233H42V232L45 233V232L48 231V232H49V235H52V233H53V234L57 237V238H56L55 236L52 235L53 238H56V239H53V238H52L53 240L51 239V244L53 245V248H54V246H55V244H56L55 248H56L57 250H60V251H57V250L54 248L55 251H57V255H55L54 257L56 258V257L59 256V260L54 258V260H58V261H53V264H59V261H60V264H61V263H64V260L66 259V258H65V256H66L65 254H67L66 252H68V251L70 252L71 249L74 247L73 245L70 246L71 249H70V247H68L70 244H72V243L74 244V242L76 241L77 238L75 239L74 236H76V235L78 234V236H76V237H80L79 234H82L81 237H83V236L85 237V238H84V237L82 238L83 241H84L85 239H87V241L89 242V246H90V242H92L91 239L94 241V237L92 238V236L95 235V234H93V233L95 232L96 235H97V232L99 231V229L102 227V228L100 229V231H99V232H101L102 229L104 228V227H103V226H104L103 224L105 223L104 221H106V220H108V219H107V216H106V217L104 216L105 214L103 213V210H104V209H103V206L98 207L97 204L99 203V205H102L101 202H98V201H100V200H99V196H102V195H104V194H107V196H108L109 199H110V198L113 199V197L116 199V197L119 198V197H118L119 194H122V192L120 193V191H119L120 189H119L118 186L121 185V184H119V182L117 181L118 179L116 180L117 176L115 177V179L113 178V177H114V173H115V171L117 172V171L120 169L119 166H120L121 168L123 167V170H126V167H127V169H129V168L131 167V164H132L133 167H131L129 170L134 169V168H135V167H134L135 165H136V167H138V165H139L140 168H142L141 166H143V168L146 169V170H147L148 168L151 169V168L155 167L156 164H155V163H152V162H153V158L156 159L155 157H159V155H158L159 152H158V151H160V150H158V151L156 152L155 150H157L156 148H159V146H161V148H162V147L165 145V144H160V143H158V142H161V137H162V135H163V134L161 135V132H162V131H165V130H164V126L166 125V124L163 125V126H162V127H163L162 131H161L160 133H158V132L160 131L159 129H161V128H160V124L163 123V122L161 123V121H162L161 119H163V120H164V118H167V119H168V115H167V112L164 113V116H163V113H158V112L156 111V108L154 107V105H153V107H152V105H150L151 108H152V110H151L150 112H153V113H150V112H148V111H147V113H145V114H144V113H139V112H141V110H139L140 108L138 109L137 107H136V110H135V111H134V109H133V110L127 112L126 117L123 116V115H125L124 113H123V115H121V114H122V113H121L120 115H117V116H118L117 118H116V116H115L116 120H118V121H117V122L114 121L115 123H114V122L112 123L113 125H115V124L117 125V127L114 126L115 130H116V128H117V130L115 131L114 128H112V129H111V132H112V130L115 131V132H112L111 135L107 137L108 139L106 138V141H105V137H106L107 135L104 134L103 131H105V129H103V127L105 126L106 123H104V125H103V122L101 123V120H100V121L93 122V126H92V125H90V122H89V121L92 122L93 120H94V121H95V120H99V119H101L102 116H100V118H98V119H97V117H98L99 115H103V113L107 112V111H106V108H105V109H102V110H105V112H103L102 110H99L98 108H100V106H101V108H103L104 105L102 106V104H103L105 98L102 99L103 101L101 100V98H103L102 96H105V95H106L105 97L107 98L108 95H107L105 92L109 93V89H110V87H112L111 85L115 84V83H114L115 81H113L112 83L110 82V81H111V78H112V76H113V73H112L111 71H114V68H112V66L110 65V63L107 62V61H108V60H107V58H108L107 56H108V51H109L108 48H109V47H112V46H111V43H110L111 41H109V42H107V43H103V42H99V41H98V42L101 44V46L104 44L103 47H101L100 44L98 43V45L101 47V49L103 48L102 51H100L101 49L99 50L100 47L97 46V42H91L90 44L87 43L88 41H86V35H84V36H85V37H84V38H85V42H84V43H86V45H88V46L90 45V46H89V47H90V51H88L89 48H88V46H87V49H88L87 51H88V53H86V51H84V52H85L86 57H87V55L89 54V52H92V51H93L92 53L89 54L88 57H90V55L92 54V56H91L90 58H92L94 61H93L92 59L89 60V58H86V57H85V54H84V56L82 55L83 52H82V49H80V47H81V46H80L81 44H80V45H77V46H78V48H79L78 50L81 52V55H82V57H81V55H79L80 52H79L78 50H77L78 53L75 52L74 50H72V49L75 47V46H73V44L71 45V48H72V46H73L72 49L70 48V50H69V49L66 50V48H67V44H66L65 40L67 41L68 39H69V40L72 39V41H74V40H73V33H74L75 30L73 29V26L71 25L72 23L70 22V20H66V22H69L68 24H67L66 22H65L66 24H64V21L62 22V20H60V22L64 24V27H66V29H67V26H68V28H69L71 31H69V29H67V30H66V29H63V27H62L63 25L59 22V20H56V19H60V18H58V15H57V17H56V14H55V15L53 16V18H52V20H53V19H54V20H53V21L51 20V21H50L51 23L48 22L49 24H47V22H46V23H43V22H45V20L43 19L44 15L41 14V17H42V19H43V22L41 21V18H39V20L41 21V23H40L39 21H37L38 18H36L37 16L40 17V14L38 15V14L35 12V11H38V10H36V9H38V7H35L34 4H31V1H30V0H29L30 3L27 2V0H19ZM9 2H10L11 4H10ZM17 2H19V3H18L19 5L17 4ZM21 2L23 3V6H22V3H21ZM26 2H27V5H28V4L30 5L31 9H30L29 6H28V8H27V5L25 4ZM13 3H15L14 6H13ZM32 3H33V2H32ZM24 4H25V6H24ZM11 5H12L13 9H12ZM20 5H21V7H20ZM31 5H34V6H31ZM9 7H10V9H9ZM22 7H24V8H22ZM4 8H5V9L7 8L8 11H7V10H4ZM19 8H21V9H19ZM25 8L28 9V11H27ZM32 8H33V9H32ZM34 8H35V11H34ZM16 9H17V10H16ZM18 9H19V11H18ZM22 9H25V10H22ZM21 10L23 11V14L25 13L24 17H20V16L23 15ZM30 10H31V11H30ZM32 10H33L34 12H33ZM2 11H3V12H2ZM6 11H7V13H6ZM13 11H11L10 13L12 14ZM29 11H30L31 13H30ZM18 12H19V13H18ZM26 12H27V13H26ZM32 12H33V13H32ZM29 13H30V15H29ZM13 14L10 15V16H13ZM34 14H37V15L34 16ZM14 16H13V17H14ZM26 16H29L30 18H29V17H26ZM6 17H7V18H6ZM19 17H20V18H19ZM31 17H32V19H31ZM4 18H5L6 20H5ZM34 18H36V20H35ZM44 18H45V17H44ZM55 18H56V19H55ZM8 19H9V21H8ZM84 19L87 20V22H88V23L86 22L87 25H86L85 21H83ZM89 19H90V18H83L82 21L80 20L81 22H79V20H78L79 28L81 29L82 26H84V24H85V26H84L85 28H86V26H88V25H89L88 28H91V26H92V28H93V25H94L95 29L100 28V26H101L100 24H101V23L98 24L99 22H97V24L99 25V26L97 25V26H98V28H97L96 25H95V24H96V21H95L96 19L94 20V19L92 18V19H90V21H89ZM72 20H73V19H72ZM72 20H71V21H72ZM93 20H94L95 22H94ZM7 21H8V22H7ZM18 21H17V22H18ZM33 21H37L39 24H38L37 22L34 23ZM56 21H57V22H56ZM92 21H93L95 24H93ZM19 22H18V23H19ZM53 22L56 23V26H55V24H54ZM72 22H73V21H72ZM224 22H225V21H224ZM9 23H10V24H9ZM32 23H33V24H32ZM42 23H43V24H42ZM52 23H53V24H52ZM59 23H60V27H59V28H60L61 31L63 32L62 36L64 35V37H63L64 40H63V43H62V44H63V45L65 44L66 46H65V45L63 46V45H62L63 47H61V45H60V49H61V50L59 49L60 51L58 50L59 53H57V52H58L57 50H56V52H54V51H55L54 49H58V48H56V46L53 47V49H50V48H52V46L55 45L56 42L53 41L52 43H50V44H51V45H50L49 42L46 43V42L44 41V39L42 38L41 35H43V33H44V34H45V33H50V32H48V31H49V27H48V26L51 27V25H52L53 28L56 27L55 29H51L52 34L54 33V35H55V34L57 33L56 31L59 29V28L57 27V26L59 25ZM80 23H81V25H82V23H84V24H83L82 26H80ZM225 23H226V22H225ZM225 23H224V24H225ZM14 24H15V23H14ZM34 24L36 25L37 29H36V27L34 26ZM37 24H38V25H37ZM40 24L43 25V26H42V29H41V26H40V28H39V25H40ZM69 24H70L71 27H69ZM91 24H92V25H91ZM8 25H10V27H9ZM12 25H13V26H12ZM15 25H17V24H15ZM29 25H28V26H29ZM45 25H48V26H47V27H44ZM65 25H66V26H65ZM90 25H91V26H90ZM19 26L17 25L16 27H19ZM1 27H3V28H1ZM7 27H8V28H7ZM11 27H12V29H10ZM34 27H35V28H34ZM43 27H44V29H43ZM61 27H62V28H61ZM84 27H83V29H85ZM14 28H15V29H14ZM45 28H47L48 30H45ZM57 28H58V29H57ZM71 28H72V29H71ZM88 28H87V29H88ZM101 28H102V27H101ZM8 29H10L11 32H8V31H9ZM22 29H23V30H22ZM35 29L37 30V32H32V30H33V31H36ZM39 29L42 30V31H41L42 34L39 32L41 35L38 34V36H36L37 38L33 37V36H35V35L38 33V30H39ZM93 29H94V28H93ZM105 29H106V28H105ZM26 30H27V29H26ZM40 30H39V31H40ZM54 30H55V31H54ZM63 30L67 31V33H65V31H63ZM22 31H24V32H23V33H24L23 36L21 35V34H23ZM44 31H45V32H44ZM68 31H69V33H68ZM20 32H21V33H20ZM29 32H30V33H29ZM71 32H72V33H71ZM28 33H29V34H28ZM82 33H83V32H82ZM25 34H27V35H25ZM68 34H70V36H68ZM1 35H2L3 37H2ZM5 35H6V37H5ZM29 35H30L31 38H32V37H33V38H32V39H31V38H28L27 36H29ZM45 35H46V34H45ZM45 35H43V37H44ZM47 35H48V34H47ZM71 35H72V36H71ZM80 35H82V37H81V39H82V38H83V34L80 33ZM25 36H26V37H25ZM39 36H40V37H39ZM56 36H57V35H56ZM67 36H68V37H67ZM38 37H39V40H38ZM53 37H55V36H51V39H50V40H52ZM2 38H3V39H2ZM6 38H7V39H6ZM67 38H68V39H67ZM29 39L32 41V43H31V41H29ZM34 39H35V43L37 42L36 44L34 43ZM36 39H37V40H36ZM81 39H80V40H81ZM5 40H6V41H5ZM45 40H47V38H46ZM69 40L67 41V43L72 42V41H69ZM40 41L43 42V43H41ZM2 42H3V43H2ZM28 42H29V45L27 44ZM224 42L226 43L225 40H224ZM30 43H31V47H32V48H30ZM33 43L35 44V45H34L35 48L33 47ZM44 43H46V44H44ZM74 43H75V41H74ZM95 43H96V45H95ZM26 44H27L28 46H26ZM42 44H43V45H42ZM47 44H48V45H47ZM70 44H71V43H70ZM91 44H93V45H95V46H92V47H91ZM107 44H108V45H107ZM227 44H228V43H227ZM39 45H40V46L42 45V47H40ZM74 45H75V44H74ZM84 45H85V44H84ZM106 45L108 46V48L105 47ZM109 45H110V46H109ZM1 46H0V48H1ZM23 46H24V47H23ZM37 46H38V48H37ZM49 46H51V47H49ZM68 46H69V44H68ZM79 46H80V47H79ZM82 46H83V44H82ZM45 47H46L47 49H45ZM93 47H95V48H93ZM104 47H105V49L107 48L108 51H107V50H104ZM28 48H30V49H28ZM42 48H43V50H42ZM48 48L51 50V51H49V52H50L49 54H51V52H52V53H55V55H54V54H53V55L51 54L53 57H51L49 54H48L49 56L47 55L48 51H47V53L45 52L46 50H49ZM62 48L65 49V51H64ZM68 48H69V47H68ZM82 48H83V47H82ZM92 48H93V49H92ZM96 48H97V49H96ZM36 49H37V50L39 49V50L36 51ZM84 49L86 50L85 46H84ZM84 49H83V50H84ZM95 49L98 50L99 52H98V51H95ZM110 49H112V48H110ZM32 50H33V51L35 50V51L33 52ZM53 50H54V51H53ZM30 51H31V52H30ZM61 51H63V53L66 52V54L64 53L63 56H62V54H60V53H62ZM69 51H70V52H69ZM71 51H72V52H71ZM94 51H95V52H94ZM105 51H106V52H105ZM37 52H38V53H39V52H40V53L45 52V54H44V53H43V54H38ZM67 52H68V53H67ZM73 52H74V53H73ZM96 52H97V54H96ZM33 53H34L35 55H37V56H35ZM69 53H73V54H71V56L73 55L71 58L69 57V56H70ZM101 53H102V54H101ZM106 53H107V54H106ZM31 54H33V55L31 56ZM58 54L61 55V56H60V60H58L60 66L58 65V61H56V60H55L54 63L51 62V61H52L51 58H55V59H56V57H57V59H59V57H58L59 55H58ZM75 54H76V58H75ZM100 54H101V55H100ZM39 55H40V58H39ZM43 55H44V56H43ZM56 55H58V56H56ZM67 55H68V56H67ZM94 55H95V58L93 57ZM97 55H98V56H97ZM106 55H107V56H106ZM45 56H46V57H45ZM65 56L68 58V60L70 61V63H71V61H73V62H72L73 64H74L75 60H76L77 57H78V59L76 60V62H80V60H82V61L80 62V64H82V65L79 66V65H77L78 63H76V64H74L76 68H74V67H73L74 65L70 64L69 61H68L69 64H68L67 62H65L64 64H62V62H64V61H63L64 58H66ZM31 57H32V59H31ZM33 57H34V58H33ZM37 57H38V60H37ZM49 57H50V59H49ZM63 57H64V58H63ZM80 57H81V58H80ZM83 57H85V60L82 59ZM96 57H97V58L99 57V58L97 59ZM42 58H43V60H42ZM67 58H66V59H67ZM69 58H70L71 60H70ZM73 58H74L75 60H74ZM79 58H80V59H79ZM33 59H35V60H33ZM66 59H65V61H66ZM87 59H88V61H90V62H88V63L91 65V67H88L89 65L86 64V60H87ZM50 60H51V61H50ZM61 60H62V62H61ZM91 60H92V61H91ZM95 60H96V61H95ZM106 60H107V61H106ZM35 61H38V62H37V65H35V64H36ZM53 61H54V60H53ZM39 62H40V63H39ZM84 62H85V63H84ZM55 63H56V65H53V64H55ZM66 63H67L68 65H65ZM94 63H95V65H94ZM108 63H109V64H108ZM47 64H48V65H47ZM84 64L87 65V66H84ZM92 64H93L94 66H93ZM96 64H97V65H96ZM107 64H108V65H107ZM71 65H72V66H71ZM31 66H30V67H31ZM34 66H33V67H34ZM48 66H49V67H48ZM55 66H56V67H55ZM69 66H71V67H69ZM78 66H79V67H78ZM106 66H109V67H106ZM53 67H54V68H53ZM72 67H73V68H72ZM50 68H51V69H50ZM52 68H53V69H52ZM62 68H64V70H63ZM86 68H87V69H86ZM90 68H91L92 71H94V72H91V71H90V70H91ZM109 68H110V69H109ZM45 69H43V70L45 71ZM57 69H58V70H57ZM68 69H67V70H68ZM94 69H95L96 71L98 70V72L96 73V71H95ZM48 70L50 71V73H51V70H52V72L55 71V73H51V75H50V73H49ZM61 70H62L63 72H62ZM67 70H65V73H66ZM72 70H71V71H72ZM68 71H70V70H68ZM68 71H67V72H68ZM78 71H79V70H78ZM61 72H62V73H61ZM99 72L102 73V75H105V76H104V77H101V78L98 77L99 75H101V74H98ZM107 72H108V75H110V74H109V72H110L112 76L107 77V75H106ZM69 73H71V72H68V74H69ZM91 73H92V74H91ZM60 74H61V75H60ZM89 74H90V75H94V76L96 75L97 79H96V78L94 79V78H93L94 76H93V77L90 76V78H89V76L87 77V75H89ZM58 75H59L61 78H60ZM58 77H59V78H58ZM63 77H65V76L63 75ZM106 77H107L108 79L110 78V79H109L110 81L107 80ZM86 78H88L89 80H87ZM92 78H93L94 80H96V81H98V78H99V84H98V82H97L96 84H94L96 81H93ZM102 78H103V79L105 78V79L103 80ZM64 79H65V78H64ZM64 79H63V80H64ZM90 79H92V80H90ZM101 80H102V81H101ZM55 81H56V83H55ZM88 81L90 82V84L92 83V81H93L94 83L91 84V86L89 87V86H88V85H89V82H88ZM107 81H108V83H109L110 86L106 85V84H108V83H106ZM51 82H52V83L54 82V84H52ZM117 82H118V81H116V84H117ZM102 83H104V84H102ZM119 83L121 84L122 82L119 81ZM119 83L117 84V86L120 85ZM147 83H148L147 85L151 84V85H150L151 88L153 87V89L151 90V89H149L150 86H149V87L146 86V87H148V89H149L150 91H152L150 97H153L152 95L155 96V95H156V92H158L159 89H163V88L160 86V84L158 85V84H155V83H154V85H153V82H147ZM51 84H52V85H51ZM100 84L103 85V86H101ZM116 84H115V86H116ZM50 85H51V86H50ZM72 85H71V86H72ZM83 85H84V86H83ZM93 85H94V86H93ZM98 85H100V86H98ZM105 85H106V87H105ZM152 85H153V86H152ZM86 86L89 88V90H88V88L85 89ZM96 86H97V88H96ZM120 86H121V87H122V86H123V87H127V84L124 83V85H123V83H122ZM120 86H119V87H120ZM133 86H134L135 88H134ZM133 86L131 85V87L134 88L135 91L138 90L136 94H138V93L140 92V93H139V97H140L139 99H144L143 96L140 95V94H141V90H139L140 88H138V87H140V86H139V85H133ZM157 86H158V88H159V86H160L161 88L158 89V88H156ZM162 86H163L164 88H165V86L167 87V85H165V84L162 85ZM75 87H76V88H75ZM91 87H92V88H96V89H94L95 92H98V90L100 91L101 88H102V90H101L102 92L100 91V92L98 93V94L101 93V94H100L101 96H100V95H97V93L94 94V95H96L95 97H99L98 100H100V102H102L101 105H99V101H98L95 97L93 98L92 94H93L94 91L92 92V90H90ZM98 87H99V88H98ZM52 88L55 89V90H54L55 93L52 92ZM106 88H107V90H106ZM45 89H46V88H45ZM103 89H104V90H103ZM134 89H132V92H133V93H135V91H133ZM154 89H156V90L158 89V91H156V90H154ZM58 90H57V91H58ZM75 90H77V91H75ZM81 90H82V91H81ZM85 90H86V91H85ZM96 90H97V91H96ZM153 90L155 91V94H154V91H153ZM74 91H75V92H74ZM89 91H90L92 94H88V93H90ZM103 91H104V93H105L104 95H103ZM125 91H126V89H125ZM160 91L163 92V90H160ZM160 91H159V93H160ZM76 92H77V94H76ZM79 92H80V93H79ZM83 92H85V93L88 92V93H86V95H85L86 98H85V96H84V98H83L84 100L87 99V97H89V95H90V97H92V99H91V98H88V99H90V102H91V101L94 102L95 99H96L95 102L98 101V104H97V105L95 104V105H96V106H95L94 104L90 103L89 101L87 102V101L85 100V101L88 103V105H89V103H90L91 105H94V107H97V106L99 105L98 108H97V110H96V108H94V107L91 106V105L88 106V105L86 104V102L82 100L81 97H83V95H84ZM95 92H94V93H95ZM82 93H83V95H82ZM133 93L131 94L132 96H130L131 98H135V94H133ZM63 94H64V95H63ZM78 94H81V95H80L81 97H80V96H77ZM71 95H72V96L74 95L73 99H71V98H72ZM133 95H134V96H133ZM75 96L77 97L76 100H77L78 102L74 100ZM137 96H138V95H137ZM64 97H65V98H64ZM68 97L71 99V100L69 99L70 102L72 101V103H69V100H68L69 105H67V98H68ZM78 97H80L81 100H78V99H79ZM154 98H155V97H154ZM154 98H151L150 100L153 99V101H154L155 99H157V98H155V99H154ZM88 99H87V100H88ZM93 99H94V100H93ZM135 99H136V98H135ZM139 99H138V97H137L136 100H138V102H139ZM27 101H28L29 104L27 103ZM73 101H75V102H76V105H77V108H75V109H74V106H76V105H75V103H74V105H73ZM80 101H82V102H80ZM26 103H27V104H26ZM80 103H81V104H80ZM83 103H84V107L82 106ZM152 103H154V102H152ZM32 104H33L34 106H33ZM45 104H43V105L41 106V107H43V110H44V105H45ZM47 104H48V103H47ZM59 104H60V105H59ZM70 104H71V105H70ZM85 104H86V106H85ZM72 105H73V107H72ZM79 105H80L81 108H84V109H80V107H78ZM22 106H21V107H22ZM45 106H46V105H45ZM90 106H91V107H90ZM54 107L57 108V109L55 110ZM89 107L92 108V109H94L95 112L98 111V110H99V111L97 112V113H98V114H97V117H95L96 115H94V114H96V113H94V112L92 111V114H91L92 116L90 117V120L88 121L89 116H90L89 113H91V110H89V109H90ZM104 107H105V106H104ZM78 108H79V109H78ZM85 108H86V109H85ZM88 108H89V109H88ZM101 108H100V109H101ZM153 108H154V109H153ZM22 109H23V110H22ZM68 109H69V110H68ZM72 109H74V111H73ZM34 110H35V111H34ZM54 110L57 111V112L59 113L58 115H57V112L55 113V114H56L57 116H59V117H57L56 115H54V113H53V115H54L55 117L52 116V112H53ZM77 110H78V111H77ZM79 110H80V111H79ZM81 110H82V112H81ZM137 110H138V111H137ZM154 110H155L156 112H154ZM38 111H39V112H38ZM40 111H41L42 113H41ZM47 111H48V113H47ZM69 111H70V112H69ZM84 111H85V113L83 114V116H84V117H83V116H81L82 114L80 115L79 113H83ZM86 111H88V112L90 111V112H89L88 114H86V113H87ZM100 111H101V112H100ZM73 112H74V113H75V112H78L79 115H78L77 113L74 114ZM130 112H131V114H130L131 116L128 115ZM34 113H35V114H34ZM36 113H37V114H36ZM40 113H41L42 115H41ZM43 113H44L45 115H44ZM46 113L49 114V115H50V113H51V115H50L51 117H49V115L46 116ZM63 113H62V115H63ZM72 113H73V114H72ZM100 113H102V114H100ZM132 113H135V114H132ZM149 113H150L151 115H149ZM155 113H158L160 117L157 116V114H155ZM39 114H40V115H39ZM136 114H137L138 116H137ZM139 114H143V115H142L143 117H142L141 115H139ZM146 114H147V116H148V117L146 116V118H147V120L149 121V123L146 122V121H147L146 118H145V115H146ZM71 115H72V116H71ZM73 115H74V116H73ZM75 115H76V116H75ZM93 115H94V117H95L96 119H95V118H92ZM104 115H105V116H104ZM104 115H103V117H105V118L102 117L103 119L108 118V114H107V113H105ZM106 115H107V116H106ZM133 115H134V116H133ZM135 115L137 116L138 119L140 118L142 121L140 122L138 119H136V116H135ZM165 115H166V116H165ZM23 116H25V114H24ZM39 116H40V117H39ZM41 116H43V117H41ZM79 116H80V117H79ZM87 116H88V118H86ZM140 116H141L144 120H143ZM155 116H156V120H155ZM45 117H46V118H45ZM78 117H79V118H78ZM122 117H123V118H122ZM124 117H125V118H124ZM132 117H133V118H132ZM163 117H164V118H163ZM37 118H38V119L40 118V119L37 121ZM43 118H44V120H42ZM47 118H48V119H47ZM50 118H52L53 120L50 119ZM59 118H60L61 120H60ZM69 118H70V119H69ZM75 118H76V119H79V120L77 121ZM80 118H81V120H80ZM119 118H121V119H119ZM126 118H127V120H126ZM128 118H130V119L128 120ZM131 118H132L133 120H131ZM134 118H135L136 121L134 120ZM150 118H151V119H150ZM45 119H47V120H45ZM58 119H59V121H58ZM66 119H67V120L69 119V120L67 121ZM72 119H74V121L76 120V121H75V124H74V122H73ZM82 119H83V121H82ZM86 119H87V120H86ZM92 119H93V120H92ZM109 119H110V118H109ZM149 119L152 121V124H153L154 127H156V125H159V128H157V129L155 128V129H154V130H158V131H156V132L158 133L157 135H155L156 133H154V134H152V132L149 133L150 136L152 135V136H151L152 138L150 137L151 139H149V140H151V141H150V142H151V143H150V144H151V145H150L151 149H154V152H153V150H152L153 153L150 152L151 149L148 147V145H149V143H148V142H149V140H148L149 137H148V136H149V135H148V136L145 135L146 133L142 134L144 126H145L144 130L147 131V133L150 132V131H154V130L151 128V125H150V124H151V121H150ZM159 119H160V120H159ZM35 120H36V121H35ZM40 120H42L46 125H44V123L42 124ZM54 120H55V121L57 120V121L55 122ZM70 120H72V122H71ZM85 120H86V121H85ZM119 120H120V125H119ZM122 120H123V121H127V122L129 121V122H128L129 125L127 124V122H126V124H125L124 122H121ZM47 121H48V122H47ZM65 121H66V122H65ZM79 121H81V122H79ZM84 121H85V125L88 126V127H86V128L89 129V130L87 129V131H86L87 133H86L85 130H84V129H85ZM87 121H88L89 124H86ZM134 121H135V124L137 123V125L134 124ZM155 121H157V122H155ZM158 121H160L159 124H158ZM46 122H47V123H46ZM51 122H52V123L55 122L56 124H58L59 122H61V123L63 124V125H61V126H62V127L64 126L63 128L66 129L68 132H67V131H64L63 128H60L61 126H55V125L52 124ZM57 122H58V123H57ZM67 122H69V123H67ZM76 122H78V124H77ZM98 122H100V123H98ZM139 122L141 123V124H140L141 126L138 124ZM144 122H145V123H144ZM48 123H49V124L51 123V124L48 125ZM61 123H60V124H61ZM70 123H71V124H70ZM123 123H124V124H123ZM130 123H132V124L130 125ZM142 123H143V124H142ZM146 123H147V125H149V127H147ZM154 123H156V124H154ZM36 124H37V125H36ZM38 124H39V125L41 124L42 127H41V126L39 127ZM60 124H59V125H60ZM65 124H67V125H65ZM69 124H70V125H69ZM80 124H82V126H80ZM100 124H101V125H100ZM144 124H145V125H144ZM163 124H164V123H163ZM35 125H36L37 127H36ZM47 125H48V127H47ZM71 125H72V126L75 125L74 127L76 128V130H77V128H78L77 131H79L80 128L84 127V128H82L84 134H83L81 131H80V133H81L82 135H84V136H85V134H89L90 137H91L92 139H93V138H96V139L100 140V139L98 138L99 135H100V138L103 137V140H102V141H103V142H104V141L106 142L105 144H106V146H108V148L105 146L104 143H101V141H98V140H97L96 142H94L96 139H94V140H90V139H88V138H90V137H88L89 135L86 136V137H84V136L82 137V135H79V132L76 133V130H75L74 128H72V127H71V129H74L75 131H72L71 129H70V130L67 129V127L70 128ZM78 125H79L80 128L78 127ZM89 125H90V126H89ZM94 125H95V127H94ZM113 125H112V127H113ZM127 125H128L129 128L127 127ZM133 125H134V128H133ZM138 125H139V126H138ZM52 126H53V129H52ZM76 126H77V127H76ZM96 126H100L99 128H100L101 130H99V128L96 127ZM120 126L123 127V128H121V130H122L124 133H123V132L121 133L120 131H118V130H120ZM130 126H132V127H130ZM136 126H137L138 128L140 127V132H141V133L139 132V129H137ZM153 126H152V127H153ZM92 127H93V128H92ZM106 127H107V125L105 126V128H106ZM124 127H125V128H124ZM126 127H127V128H126ZM141 127H142V130H141ZM154 127H153V128H154ZM157 127H158V126H157ZM38 128H41V129H38ZM42 128H43V129H42ZM44 128H45V129H44ZM46 128H47L48 130H47ZM55 128H58V129L56 130ZM90 128H91V129H90ZM95 128H96V129H95ZM150 128H151V129H150ZM165 128H166V130H167V129H168V126H167V127L165 126ZM54 129H55V130H54ZM60 129L63 130L64 132L61 131ZM93 129H95V130L98 132L99 135H98L97 132L94 131ZM102 129H103V131H102ZM106 129H107V128H106ZM109 129H110V128H109ZM130 129H133V130H131V132H129ZM135 129H137V130H135ZM147 129H149V130H147ZM40 130H41V131H40ZM49 130H50V131H49ZM58 130H59V132H60V131L63 132V133L60 132V133H61L60 135L62 136V138H60L61 136H58V135H57ZM90 130H92L91 133H89ZM107 130H108V129H107ZM126 130H127V131H126ZM51 131H52L53 133H50ZM100 131H101V132H100ZM108 131H109V132H108V134H109V133H110V130H108ZM136 131H137V132H136ZM167 131H168V130H167ZM35 132H36V131H35ZM40 132H41V133H40ZM54 132H56V133H54ZM59 132H58V134H59ZM92 132H93V133L96 132V133L92 135ZM99 132H100L101 134H100ZM117 132H120V134H122V135L125 134V135H123V138H122V135L118 134ZM127 132H128V133H127ZM49 133H50V134H49ZM65 133H67L68 136H69V135H70V136H69V137L66 136ZM70 133H71V134H70ZM72 133H73L74 136H75V137H74V138H75L74 140H73V137L71 136ZM113 133H114V137L117 139V141H116V139L113 137V135H112ZM162 133H164V132H162ZM167 133H168V132H167ZM43 134H44V135H43ZM51 134H52V136H51ZM62 134L65 135L66 137L63 136ZM96 134H97V135H96ZM132 134L135 135V136H131ZM137 134H138V136H137ZM140 134H141V135H140ZM176 134H177V131H176ZM53 135H54V136H53ZM55 135H56V137L59 138V140H58V138H55V141H54V137H55ZM94 135H96L97 137L94 136ZM101 135H102V136H101ZM103 135H104V136H103ZM105 135H106V136H105ZM115 135H117V137H116ZM118 135H119V136H118ZM127 135H128V136H127ZM159 135H160V136H159ZM164 135H165V136H164ZM164 135H163V136H164L163 139L166 138V143H167L166 145L168 146L169 143L167 142V140H168V138L166 137L167 135H166L165 133H164ZM168 135H169V134H168ZM77 136H78L79 138H82V139L84 138V139H83L84 142H82V144L84 143V145H86V144L88 143L87 146H86V148L84 147V145H81L80 142L82 141V139H79ZM92 136H93V137H92ZM120 136H121V137H120ZM125 136H126V137H125ZM140 136H142V137H140ZM145 136H146V137H145ZM158 136H159V138H158ZM48 137H49V138H48ZM51 137H52V139H50ZM87 137H88V138H87ZM111 137H113V138L111 139ZM124 137H125V139H124ZM127 137H128V138H129V137H131V138L134 137V138H132L133 141H134L137 137H138L139 139H137V143L135 142L136 140L134 141V143H135V145H134V144H133V141H132V140L130 141L131 138L128 140ZM154 137H155V139L157 138L156 141L158 140V142H156V144H158V145L160 144L159 146H158V145H154V144L152 143V141L154 140V139H153ZM69 138H70V139L72 138V139H71V142L74 143L73 145H72V143L69 141V140H70ZM76 138H77V139H76ZM119 138H120V140H119ZM126 138H127V139H126ZM143 138H145V139L147 138V139L145 140V141H147V143H146L145 145H143L144 147L140 144L142 141H144ZM42 139H43V140H42ZM46 139H47V140H46ZM48 139H50L51 141H49ZM56 139H57V140H56ZM61 139H62V140H61ZM65 139H66V143H65L66 145H65L64 142H63V141H65ZM86 139H87V140H86ZM123 139H124V141H123ZM141 139H143V140H141ZM163 139H162L163 142H161V143H164L165 139H164V140H163ZM60 140H61V141H60ZM76 140H78V142H79L80 144H78V142H77ZM88 140H89V141H88ZM107 140H109L110 142L107 141ZM111 140H112V141H111ZM114 140L117 142V146H118V147L115 145L116 143L114 142ZM121 140H122V141H121ZM125 140H126V141L128 140L129 142H125ZM139 140H140V141H139ZM4 141H5V140H4ZM36 141H37V142H36ZM40 141H41V142H40ZM43 141H44V142H43ZM47 141H48L49 143H48ZM58 141H59L60 146H61V147L63 146L62 149H60V147H59L58 149L56 148L55 145H58V146H59ZM68 141H69V142H68ZM85 141H86V142H85ZM118 141H119V143H118ZM138 141H139V143H138ZM145 141L142 142V144H144ZM35 142H36V143H35ZM45 142H46V143H45ZM52 142H54V143H52ZM55 142H57V144H55ZM62 142H63V144H62ZM90 142H93V143H92L93 145H92ZM98 142L100 143V145L102 144L101 147H99V143H98ZM108 142H109L110 144H111V142H114L115 144L113 143V144H112V147H110V144H109ZM121 142H122V143H121ZM131 142H132V143H131ZM38 143H39V144H38ZM50 143H52V146H54L53 148L50 147V146H51ZM68 143H69V144H68ZM127 143L130 145V147L127 145ZM130 143H131V144H130ZM154 143H155V142H154ZM0 144H1V143H0ZM35 144H36V145H35ZM44 144H45V145H44ZM75 144H76V145H80V146H81V149H80V146H75ZM89 144H90V145H89ZM94 144H95V145L98 144V145H96V147H98V149H97V148H95L94 150L92 149V147L94 146ZM103 144H104V145H103ZM107 144H109V145H107ZM118 144H119V145L121 144V145L124 146L125 148L122 147V146L119 147ZM132 144H133V145H132ZM147 144H148V145H147ZM152 144H153V145H152ZM38 145H39V146H38ZM48 145H49V147H48ZM68 145H70V146H68ZM71 145L74 146V147H72ZM137 145H138V146H137ZM139 145L141 146V148H140ZM166 145H165V146H166ZM0 146H1V145H0ZM66 146H67V147H66ZM88 146L91 147V150H93V152L96 150V151H95V154H92V151L89 149ZM102 146H104V147H102ZM114 146L117 147L119 150L116 148V150H118V151H115V150H114V152H112L113 154H111V150L113 149ZM126 146L128 147V150L131 152V154H129V151L126 152V150H127V149H126V148H127ZM132 146H134L135 148H133ZM136 146H137V147H136ZM152 146H154V147H152ZM156 146H157V147H156ZM167 146H166V147H167ZM176 146H177V145L174 146V144L172 143V144L169 145L167 148L165 147L164 150L161 149L162 151H160V152L163 153V151H165V150L167 151V149H168V153H167L166 151L164 152V153H166V154L168 155V156H166V157L169 158V157L171 156L170 158L172 159V161H173V160H175V161H177V160L180 161L178 158L182 159V155H180L179 157H178L177 155H176L177 157H175V155H173V154H178L177 152H179V151H177V150L181 149V147H179V149H177L178 146H177V148H175ZM4 147H5V146H3L2 148L0 147V150H1L0 158L3 159V160H5V162H7V160H8V163L6 164L4 161H1V159H0L1 163H2V162L4 163V164H3L4 166L2 165L3 168L0 169V175H1L3 172L5 173V168H6V167L8 166V164H9V159H8L9 157H8V154H7V156H3V155H2V153H3L4 151L7 153V151L4 150V149H6V148H4ZM42 147H44V148H46V149L49 148V150L47 151L46 149H44V148H42ZM65 147H66V148H65ZM76 147H79V149H78V150H75ZM82 147L84 148V150L86 149V151H85V155H82V156L80 157V155H78V154H80V153H81V154H84V153H83L84 150H82ZM87 147H88V148H87ZM94 147H95V146H94ZM94 147H93V148H94ZM131 147H132V149H131ZM147 147H148L149 150L146 149ZM32 148H33V147H32ZM36 148H37V150H36ZM39 148H40V149H39ZM54 148H55V149H54ZM63 148H65V149H63ZM99 148H100V149H99ZM101 148H104V150H105V148H106V151L103 152V151H102L103 149L101 150ZM109 148H110V149H109ZM122 148H124L125 151H123ZM137 148H138V149H137ZM143 148H144V149H143ZM2 149L4 150L3 152H2ZM42 149H43V150H42ZM51 149H52V150H51ZM66 149H67V150H66ZM72 149H73V150H72ZM108 149L110 150V152H109ZM114 149H115V148H114ZM136 149H137V150H136ZM139 149H141V150L139 151ZM145 149H146V150H145ZM176 149H177V150H176ZM40 150H41V151H40ZM54 150H57V152H59V156H56L55 159H56L57 161H60V163H61V161H63V160H65V164H66L67 161H69V163H70V160L72 161L71 158H74V156H76V157L73 159V160L75 161V164L72 163L73 161L71 162V163L73 164V166H72L71 168H73V169L75 168V166H76V164H77L76 162L79 161V160H78V161H76V160L79 159V158H83V161H84L83 164H82V160H80L81 163H80V161H79L80 164H77L76 167H78V168H75V172H76V170L78 171L79 168H80L79 173H80L81 170H85V171L82 172V173H84V174L88 173V178L86 177L87 174H86V176H85L84 174H80V175H79L78 173H74V171H70L71 168L69 169V167H70L71 163H70L69 167H67L68 164H69L68 162H67L68 164L66 165V167H64V165H62V164L64 163V161H63L62 164H60L61 167L63 166V167H62V169H63L62 171H61V169H59L60 171L57 170L58 167H59V163H58L55 159H54L55 161H53V159H52L53 157H55V155H57V154H56L57 152H55ZM63 150H65V151H63ZM70 150H72V151H70ZM74 150H75L76 153H74ZM79 150H82V151H81V152H77V151H79ZM89 150H90V152H89ZM107 150H108L109 153H107ZM121 150H122L123 152H126L127 154H125V153L123 154V153H122L123 156H122V155H119L118 153L121 152ZM132 150H134V151H132ZM135 150H136V154H135V153L133 154V152H135ZM147 150H148L149 152H147ZM181 150H182V149H181ZM38 151H39L40 153H41V152L43 153V154L41 153L42 156H40V153H39ZM49 151H50V152H49ZM53 151H54L55 153H54ZM67 151H68V153H67ZM99 151H100V152H99ZM101 151H102L104 154H103ZM45 152H47V154H46ZM60 152H61V153H60ZM62 152H64L65 154L62 153ZM69 152H70L71 154L74 153V155L72 154L73 156H72V155L70 156V153H69ZM115 152H116V153H115ZM140 152H141V153H140ZM143 152H144V153L147 152V155L144 154V155H146V156H144V155H143ZM174 152H176V153H174ZM35 153H37V154H35ZM48 153H50L51 155H48ZM77 153H78V154H77ZM96 153H97V154H96ZM99 153H100V154H99ZM101 153H102V154H101ZM105 153L108 154V155L106 154L107 156H109L110 154H111V155H110L109 157H107V156H105ZM155 153H157V154H155ZM172 153H173V154H172ZM3 154H5V153H3ZM45 154H46L48 157H47V156L44 157ZM53 154H55V155H53ZM62 154H63V155H62ZM75 154H77L79 157H78L77 155H75ZM87 154L89 155V157H88ZM90 154H92V155H90ZM98 154L100 155V158H99V155H98ZM116 154H117V156H116ZM166 154H165V155H166ZM179 154H182V153L179 152ZM5 155H6V154H5ZM43 155H44V156H43ZM61 155H62V156H61ZM93 155H95V157H94ZM97 155H98V156H97ZM101 155H104V156H105L106 158H108V159H109V158L111 159V156L113 155L112 158H113L114 160H115L114 157H117V158H118V157L120 156V157H119L120 159H119V158H118V159L116 158V161H114V160L111 159V160H110L111 162L114 161V162H112V164H111V162L109 163L108 159H107V161H106V159H105L104 156H103L104 158L101 159ZM114 155H115V156H114ZM129 155H131V156H129ZM132 155H134V158L137 157V156H138L137 158L140 157V158H139L140 160L136 158L137 160H139V161H138L139 164H138V162H136V164H134L135 161H137V160H132V159H133V156H132ZM136 155H137V156H136ZM139 155H142L143 157H142V156H139ZM154 155H155V157H152V156H154ZM157 155H158V156H157ZM172 155H173V158H174V159L172 158ZM38 156H39L40 158H39ZM52 156H53V157H52ZM65 156H67V157H65ZM83 156H84V157H83ZM96 156H97L100 160H104V161H106L105 164H107V166L103 165V164H104V161H103V164H101V163L98 164L99 161L96 162L97 159H98ZM121 156H122V158H121ZM127 156H128V157H127ZM150 156H151V157H150ZM7 157H8V158H7ZM37 157H38V159H37ZM41 157H42V158H41ZM49 157H50V159H49ZM60 157L63 158V159H61ZM69 157H71V158H69ZM77 157H78V158H77ZM91 157H93V158H91ZM123 157H127V158H123ZM147 157H148V158H147ZM162 157H164V156H162ZM58 158H59L60 160H58ZM66 158H68V159H66ZM85 158H88L87 161L85 160ZM89 158H90V159H89ZM95 158H97V159L95 160ZM128 158H129V159L131 158V159L128 160ZM151 158H152V159H151ZM164 158H165V157H164ZM164 158L161 159V157H160V159H161V160L159 159L160 162L163 161L162 163H165L166 161L163 160ZM176 158H177V160H176ZM42 159H43V160H42ZM46 159H47V162H48V161L50 162V163L48 162V164H50L49 166L47 165L48 168H45V165L47 164ZM51 159H52L53 163H54V162L58 163V167L55 166V165H57L56 163L53 164V165L55 166V169L57 168V169H56L57 171H59V172H61V173H62V172L66 173L65 171H67V174H70L71 176H72V174H74V176H72V177H74V178H72V177L69 175V176L73 179V182H75L74 179L77 180V179L79 178V176L81 177V176L83 175V177H84L83 180H84V182L87 183V182H89L91 179H93V177L91 176L93 173H95V176H96L95 180H96V179L99 180V178L102 176L101 174H103V173L106 174V172H105L106 170H104V169H105L104 167H108V169L106 168L107 170H109V169H110V170H113L114 167H115V169H114L115 171H111V172H113V176L110 175V173H111L110 171H107V173L110 172L109 174H106V175L104 174V175H105V177H107L106 180H108V183L112 180L110 183H112L113 185H115V186L117 187L116 190L119 192V194H118V192H115L116 190H114V189H113V192H109V190L107 189L109 193H107V190H105L104 192H106V193H103V194H102L103 190L107 188V187L105 188V186L108 185L109 187H111V186H110L111 184H107L106 181H105L104 184H107V185H104V184H103L102 187L104 186V188H103V190H102V188L98 189V188L96 187L95 184H92V182L95 181V180H91V181H90L91 186H90L88 183L86 184V183H84V182H83L82 184H84L85 186L82 185L81 183L78 182L79 179L76 181L78 184L75 183V185H73V184H71L72 182H71V183L69 182V181H72V179L69 180L70 178H69V176H68L67 174L64 175V173H63V176H65V178H67L66 176H68V179H65V178H63V177L60 178L62 174L59 173V172H58L59 174L55 177V178H56V179H55L53 176L56 175L57 171H56L55 169L52 170L53 167L51 166V163H52V162H51ZM99 159H98V160H99ZM122 159H123V160H122ZM124 159H125V162H124ZM126 159H127L128 162H126ZM142 159L144 160V162H141V163L144 164V163L146 162V163H148V165H147V164H145V165L140 164V161H142ZM149 159H151L150 162H148ZM165 159L168 160V162H166L165 164H161L160 162H159V163L157 162V165H159V164H160L159 166L163 165V166H161V167L163 168V167L167 164L165 167H166V169H168V171L171 170V169H175V170L177 169V168H174V167H177V166H178V164H176L175 161H174V162H175V163H174V162H170L171 159H170V161H169V159H167V158H165ZM66 160H67V161H66ZM88 160H89V161H88ZM91 160L95 162V163L93 164L94 166H95V164H97V165H96V168H95V167L93 168V165H92V166L90 165V164L93 163ZM121 160H122V161H121ZM131 160H132L133 163L131 162ZM145 160H146V161H145ZM157 160H158V158H157ZM157 160H154V162H156ZM159 160H158V161H159ZM41 161H42V162H41ZM43 162H45V163H43ZM91 162H92V163H91ZM100 162H101V161H100ZM107 162H108V163H107ZM118 162H119V163H118ZM34 163H33V164H34ZM84 163H85V164H84ZM86 163H87V164L89 163V164L87 165ZM124 163H125V164H124ZM127 163H128V165L126 166ZM129 163H130V164H129ZM150 163H152V164H150ZM177 163H178V162H177ZM181 163H182V162H181ZM5 164H6V166H5ZM40 164H41V165H40ZM110 164H111V165H110ZM118 164H119V165H118ZM123 164H124L125 167L123 166ZM0 165H1V164H0ZM43 165H44V166H43ZM81 165L84 166V168H82ZM89 165H90L92 168H91ZM109 165H110V167H109ZM113 165H114V166H113ZM153 165H154V166H153ZM174 165H175V166H174ZM79 166H81V167H79ZM86 166H87V167L89 166V168H91L92 170L90 169V171L88 172L89 168H87ZM116 166H118V167L116 168ZM129 166H130V167H129ZM147 166H148V167H147ZM149 166H150V167L152 166V167L150 168ZM39 167L42 168V169H40ZM43 167H44V168H43ZM49 167L52 168V169H50ZM98 167H99V168H98ZM145 167H146V168H145ZM161 167L159 168L158 166H156V168H155V169H157V172H155L156 175L159 174V172L161 173V174H160V177H161L162 179H161L160 177H159L160 179L158 178V179L160 180V181H159L160 184H162L163 181H166V179L169 180V179H168L169 176H168V178L165 179V177H164V179H163L162 176H163V173L165 174V172L161 171V169H162ZM64 168H66V169H64ZM102 168H104V169H103L104 172L102 171ZM143 168H142V171L145 173V171L143 170ZM2 169H3L4 171H1ZM43 169H44V170H45V169L47 170V171L45 170V171L47 172V174H48V172L50 173V171H51V174H52L53 176H52L51 174H49V176L46 178L47 174L45 173V171H44V172L42 171ZM73 169H72V170H73ZM87 169H88V170H87ZM116 169H117V170H116ZM38 170H39L40 172H43V173L40 174V172H39ZM48 170H50V171H48ZM64 170H65V171H64ZM68 170H69V171H68ZM86 170H87V171H86ZM135 170H137V168H135L134 170H132V172H130V171H128V172H130L129 174H132ZM163 170H164V168H163ZM54 171H56V173H55ZM101 171H102V172H101ZM126 171H127V170H126ZM142 171H141V172H142ZM147 171H148V170H147ZM147 171H146V172H147ZM164 171H165V170H164ZM171 171H172V170H171ZM68 172H70V173H68ZM72 172H73V173H72ZM91 172H92V173H91ZM166 172H167V171H166ZM38 173H39V174H38ZM54 173H55V174H54ZM71 173H72V174H71ZM96 173H97V174H96ZM99 173H101V174H99ZM149 173L153 174L152 172L148 171L147 181L145 182L146 184H147V182H151L152 180H153V182H156V180H158V179L155 178V175H154V176L152 175V176H153V177H152L153 179H151V181H150L149 176L151 177V174H149ZM155 173H154V174H155ZM60 174H61V175H60ZM111 174H112V173H111ZM126 174H127V172H126ZM129 174H128V175H129ZM146 174H147V173H146ZM146 174H145V175H146ZM38 175H39V178H40V179H41V176H43L41 180H44V179H45V180H44V181H39L40 179L38 178ZM44 175H46V176L44 177ZM76 175H77V176H76ZM98 175H100V177H99ZM104 175H103V176H104ZM2 176H3V175H1L0 177H2ZM35 176H37V177H35ZM50 176L53 177V180H50V178H51ZM59 176H60V177H59ZM95 176H94V177H95ZM110 176H112V178H111ZM129 176H130V175H129ZM146 176H147V175H146ZM158 176H159V175H158ZM165 176H166V174H165ZM75 177H76V178H75ZM90 177H91V179L89 180ZM98 177H99V178H98ZM109 177H110V178H109ZM35 178H37V179H35ZM143 178H146V177L144 176ZM51 179H52V178H51ZM54 179H55V180H54ZM87 179H88V181H87ZM100 179H101V178H100ZM113 179L115 180V183H114V180H113ZM148 179H149V180H148ZM0 180H1V179H0ZM36 180H38V181L36 182ZM48 180L50 181V183H49ZM57 180H58V181H57ZM59 180H60V181L69 180V181H66V182H68V184H70V187H69L67 184L65 185V182H64V183H63V182L60 183ZM81 180H82V179H81ZM81 180H80V181H81ZM83 180H82V181H83ZM85 180H86V181H85ZM101 180H102V179H101ZM101 180H99L98 182H100ZM109 180H110V181H109ZM142 180L145 181L146 179H142ZM56 181H57L59 184L56 183ZM102 181L104 182V177H103V180H102ZM119 181H120V180H119ZM143 181H142V183H143ZM161 181H162V182H161ZM35 182H36V183H35ZM47 182H48V184H47ZM153 182H152V183H153ZM157 182H158V181H157ZM157 182H156V183H157ZM159 182H158V184H159ZM34 183H35V184H34ZM45 183H46V184H45ZM55 183L58 184V186H59L60 184H61L62 186L64 185L62 188L65 189V190H67V191H70V190L73 191V188L76 186V187H77L76 189H78V188H79V189H82L81 191H83V192H84V190H85V192H84V195H85V196L89 195V196H93V197H94V195H95V196H96V200H97V201L95 202V200L93 199L94 202H95V205H96V207H97V208H96V207H95V208H96L97 210L101 209V210H99V211L101 212L100 215H101L102 217H101V216H99V217L96 216V212H97V210L95 209L96 211L94 210V214H93V215H91V214H89V213H85L83 216H78L79 219H77V220H79L80 222H79V221L77 222V220L75 221V218L77 217V215H76V213L74 212V210L71 209L72 207H71V203H70V202L73 201L72 199H74V201H75V199L78 198L76 195L80 194V192H79L80 190H78L79 193H78V192H74V193H76L75 196L73 195V192H72V191H71L72 193H71V192H70V193L67 192V194H69V196H68L66 193H63L65 190H63V189H62V190H59V189H61V188H60L61 186H59V188H57V185H56ZM93 183H95V182H93ZM80 184H81V185H80ZM99 184H102V182L99 183ZM41 185H42V186H41ZM48 185H49V186H48ZM50 185H51V186H50ZM79 185H80V186H79ZM87 185H89L90 187H86ZM92 185H95V186L92 187ZM55 186H56V187H55ZM67 186H68V189H67ZM73 186H74V187H73ZM121 186H122V185H121ZM32 187L35 188V189H32ZM38 187H39V188H38ZM64 187H65V188H64ZM91 187H92V188H91ZM99 187H101V186L99 185ZM109 187H108V188H109ZM113 187H114V186H113ZM122 187H123V186H122ZM128 187H130V186H128ZM37 188H38V189H37ZM53 188H54V189H53ZM56 188H57V190H56L57 193H58V190L60 191L59 194H57V193L54 191ZM95 188H97L96 191H95ZM126 188H127V187H126ZM135 188H136V187H135ZM135 188L132 189V186H131V189L133 190V193H132V190H128L129 188H127L126 190H128V191L125 192V193L122 195V196H123V199H124L126 196H127V197H126L127 199L130 198V202H128V200H126V198H125L126 203H127V202L129 203V204L127 203V205H129V206H125V208H128L127 215H128L130 218H139V219H142V220L145 221V220H146L145 218H147V215L149 214L148 211H147V210H141V211H140L141 214H139V213H140V212H139V209L137 210V208L139 207V203H133V202H138V201L141 200V199H142L141 201H143V200H145L146 197H144V199H143V197L140 198L139 196H137L138 194H136L137 198H135L136 196L133 195L134 193H136V191H134ZM76 189L74 188V191H75ZM109 189H110V188H109ZM121 189H122V188H121ZM136 189H137V188H136ZM90 190H91V191H90ZM93 190H94V191H93ZM97 190H99V191H97ZM101 190H102V191H101ZM126 190H125V191H126ZM42 191L45 192L46 194H44ZM61 191H63V192H61ZM76 191H77V190H76ZM88 191H90V192H88ZM100 191H101V194H100ZM111 191H112V187H111ZM129 191H131L132 194H131V193L129 194ZM36 192H37V193H36ZM65 192H66V191H65ZM83 192H81V193L83 194ZM91 192H92V193H91ZM32 193H33V192H32ZM86 193H88V194H86ZM94 193H95V194H94ZM113 193H116V194H113ZM127 193H128V194H127ZM43 194H44V195H43ZM55 194H57V195H55ZM70 194H72L73 196H71ZM90 194H91V195H90ZM98 194H99V195H98ZM108 194H110V195H108ZM112 194H113V195H112ZM125 194H126V195H125ZM62 195H63V196H62ZM114 195H115V196H114ZM124 195H125V196H124ZM130 195H133V196H130ZM64 196H65V197H64ZM67 196H68V197H67ZM97 196H98V197H97ZM120 196H121V195H120ZM141 196H142V195H141ZM144 196H145V195H144ZM38 197H37V198H38ZM44 197H43V199H44ZM61 197H62V199H61ZM69 197H70V198L72 197V199H70ZM73 197H74V198H73ZM75 197H76V198H75ZM93 197H91V198H93ZM138 197H139V198H138ZM33 198H35V199H33ZM51 198H49V199H51ZM67 198H68V199H67ZM132 198H135L136 200H134V201L131 202V200H133ZM115 199H114V200H115ZM41 200H42V201H41ZM76 200H80V198H78V199H76ZM90 200H91V199H90ZM90 200H89V201H90ZM93 200H92L91 202H93ZM40 201H41V202H40ZM125 201H124V202H125ZM51 202H52V201H51ZM37 203H39V204L37 205ZM48 203H45V204L49 205ZM132 203H133V204H132ZM60 204H61V205H60ZM135 204H136V205H135ZM137 204H138V205H137ZM47 205H46V207H47ZM131 205H132V206H131ZM134 205H135V206H134ZM58 206H59V207H58ZM60 206H61L62 208H61ZM136 206H137V208H136ZM63 207H64L65 209H64ZM130 207H131V208H130ZM133 207H134V209L136 208L134 211L132 210ZM56 208H57V210H56ZM59 208H60V211H59ZM40 209H42V210H40ZM61 209H63L65 213L62 212ZM38 210H39V211H38ZM44 210H46V208H45ZM69 210H70V213H69ZM71 210H72V212H71ZM143 211H144V212H143ZM146 211H147V212H146ZM59 212H60V213H59ZM100 212H97V215H99ZM133 212H134V213H133ZM137 212H139V213L136 214ZM145 212H146L147 215H145ZM149 212H150V211H149ZM55 213H56V214H59V215H56ZM62 213H64L65 215H64V214L62 215ZM71 213H72V214L74 213V214L72 215ZM102 213H103L104 215H102ZM128 213H129V214H128ZM132 213H133V214H132ZM142 213H143V214H142ZM153 213H154V212H153ZM155 213H156V212H155ZM155 213H154V214H155ZM35 214H36V215H35ZM151 214H152V213L150 212V215H149L148 217H150ZM61 215H62V216H61ZM66 215H67V217H66ZM74 215H75V218L72 217V216H74ZM152 215H153V214H152ZM54 216H56L55 218L58 217L57 219H58V220L60 219V220L58 221L57 219L54 218ZM68 216H69L70 218H69ZM93 216H94V217H93ZM103 216L106 218V220H104L105 218H104ZM128 216H127V217H128ZM61 217L63 218V221H64V222H66V221H67V222L64 223V222L61 220V219H62ZM65 217H66V219H65ZM78 217H77V218H78ZM80 217H82V220L80 219ZM84 217H85V218L87 217L88 219L90 218V219H89L90 222H89V221L87 222V220H86L87 218L85 219ZM96 217H97V218H101V220H98ZM153 217H156V215H155V216L153 215ZM67 218H69V220H70L71 218H73V221H72V220L68 221ZM91 218H93V219H91ZM48 219H47V220H48ZM95 219H97V220H95ZM102 219H103V221H102ZM56 220H57V221H56ZM83 220H84L85 222H84ZM93 220H94V221H93ZM37 221H38V220H36V222H37ZM39 221H38V222H39ZM60 221H61L62 223H61ZM71 221H72V222H71ZM74 221H75V222H74ZM82 221H83V222H82ZM92 221H93V222H92ZM95 221H97V222H95ZM100 221H101V222H104V223H102L103 226H102V225H101V226L98 225V226H100V228L98 229V227L96 226V227H97V229H96L95 225H96V223H100V224H101ZM109 221L113 223L112 220L109 219ZM109 221H108V222H109ZM43 222H44V223H43ZM70 222H71V223H74V224L72 225ZM81 222H82V225H81V226H83V223H86V224H84L83 227H81L80 224L77 225V223H81ZM91 222H92L93 224H92ZM46 223H47V224L49 223V225H51L50 223H54V225H56V226H54V225L49 226V225H47ZM63 223H64L65 225H63ZM67 223H68V225H67ZM87 223H88L89 225H87ZM41 224H46L47 227L44 226V225L42 226ZM60 224H61V225H60ZM69 224H70V225H69ZM94 224H95V225H94ZM106 224H108L107 221H106V223H105V227L109 225V224H108V225H106ZM115 224H117V223L115 222V223H113V224H110V226H111V227L109 226L110 228L106 227L105 229H103V230L109 232V236H108V237L106 236L107 238L104 236L107 240H109L108 238L111 237L110 235H111L112 231H113V230H115V231L117 230L118 227L114 226ZM57 225H58V226L60 225V226L57 227ZM71 225H72V226H71ZM74 225H76V227H75ZM92 225H94V226H92ZM112 225H113V226H112ZM117 225H118V224H117ZM52 226H54V227H52ZM65 226H66V227H65ZM73 226H74V227H73ZM77 226H78V227H77ZM79 226H80V227H79ZM86 226H87V227H86ZM88 226H90L89 228L92 227V230L89 229ZM44 227H45V228H44ZM56 227H57V228H56ZM63 227H65L66 229H68V231H71V229H73L72 232H70L71 234H70L67 230H65V228H63ZM93 227L95 228V231H94ZM53 228H54V229L56 228L57 231H59L58 229H60V228H62V230L64 229V230H63V231H64L63 233H64V234L66 233L65 236L67 237V240L64 241V239H63V242H65V243L60 244V243H61V242H60L61 239H62L63 237L65 238V236L61 233L62 230L60 229L61 232H59L60 234H58L57 231H51V230H53ZM80 228H81V229H80ZM38 229H37V231H38ZM56 229H55V230H56ZM69 229H70V230H69ZM75 229H76V231H75ZM108 229H109V230H108ZM110 229H111V231H110ZM139 229H140V228H139ZM33 230H35L34 227H33ZM141 230H142V229H141ZM37 231H36V236H34V238L37 237V240H38L39 237L44 238V235H45V236L48 235V233H46V234H43V233H42L43 236H42V234L39 235V234H38L39 231H38V232H37ZM78 231H79V232H78ZM90 231H91V232H90ZM96 231H97V232H96ZM105 231H102V232H104L105 235H106V232H105ZM115 231H113V233H114ZM51 232H52V233H51ZM55 232L57 233V235L55 234ZM74 232H75V233H74ZM99 232H98V233H99ZM110 232H111V233H110ZM33 233H34V235H35V232H34V231H33ZM67 233H69V234H67ZM89 233H90V234L92 233L93 235L90 236ZM115 233H116V232H115ZM74 234H75V235H74ZM99 234H100V235H97V236H99V238H100V237H101V233H99ZM37 235H38V236H37ZM49 235H48V236H49ZM67 235H69L71 238H70L69 236H67ZM88 235H89V236H88ZM96 235H95V236H96ZM102 235H103V233H102ZM114 235L116 236V234H114ZM139 235H140V234H139ZM58 236H61V237H58ZM97 236L95 237V241H96V242H95V245H94V243H91V245L93 244L94 246H96V243H97V245L100 243V244H101V245L99 244L100 247H101V246L103 247L104 243H103L102 241H103V238H104V237L102 236L101 241H97V240H98V239H96ZM115 236H114V237H115ZM50 237H51V236H49V239H50ZM72 237L74 238V240L71 241L70 239H72ZM41 238H40V239H41ZM105 238H104V240H106ZM112 238H113V235H112ZM40 239H39V240H40ZM59 239H60V241H57V240H59ZM78 239H79V238H78ZM78 239H77V240H78ZM82 239H81V241H82ZM54 240H56L57 242L55 241V242H56V243H55ZM68 240H70L71 243H70ZM99 240H100V239H99ZM115 240H116V238H114V242H113V243H114V244H113L114 248H113V246H111V244H112L111 239H110V242H109L110 247H109V245H108L109 248H108V247L105 248V246H107V244L104 245V249H103L102 247H101L102 249L100 248L102 251H103V250L105 251V252L103 251L102 255H105V256H106L107 251H108V253H109V251H112V250L114 251L113 253L118 254V253H117V250H118L119 248L117 247L118 244H117V245L115 244V242H116ZM52 241H53L54 243H52ZM66 241H67V242H66ZM73 241H74V242H73ZM83 241H82V242H83ZM112 241H113V239H112ZM58 242H59V243H58ZM82 242H81V246H82V244H85V243H86V240L84 241V243H82ZM106 242L108 243V241H105V243H106ZM67 243H69V245H68ZM76 243H78V245L80 244L79 241H77ZM116 243H117V242H116ZM58 244H59V246H60V247H59L60 249L58 248ZM64 244H65V245H64ZM87 244H88V243H86V244L83 245V246L85 247V246H87ZM61 245H62V247H61ZM63 245H64V246H63ZM74 245H75V244H74ZM99 245H98V246H99ZM115 245H116V246H115ZM66 246H67L70 250H69V249H66V252H65V251H64V248H67ZM79 246H80V245H79ZM79 246H78V247H79ZM83 246H82V247H83ZM78 247H76L77 250H78V249L80 250V248H78ZM82 247H81V250H82ZM84 247H83V248H84ZM87 247H88V246H87ZM92 247H93V246H92ZM92 247H91V248H92ZM116 247H117L118 249H117ZM112 248H113V249H112ZM115 248H116L117 250H116ZM61 249H63V252H62ZM88 249H89L88 252L90 253L91 250H90V248H88ZM88 249H87V250H88ZM92 249H94V248H92ZM97 249H99V248L97 247ZM97 249H96V251H99V253L96 252V251H95V252L92 251V252H93V254H94V253H96V254L98 253V254L100 255L101 251H100V249H99V250H97ZM105 249H107V251H106ZM108 249H109V250H108ZM110 249H112V250H110ZM67 250H68V251H67ZM81 250H80V252H79V251L77 252L76 249L74 248V250L72 249L73 252H71V253L74 254L75 251H76V253H79L78 255H80V254L82 253ZM84 250H85V249H84ZM84 250H83V251H84ZM94 250H95V249H94ZM59 252H60V255L58 254ZM64 252H65V253H64ZM69 252H68V255L71 256L72 254L69 253ZM92 252H91V253H92ZM118 252H119V250H118ZM62 253H63L65 256H64V255L62 256ZM104 253H105V254H104ZM113 253L111 252V253L107 254V257L110 258V257L112 256L111 254H113ZM121 253H122V251H121ZM55 254H56V252H55ZM96 254H95V255H96ZM119 254H120V253H119ZM68 255H67V256H68ZM102 255H101V256H98V257H97V255H96L97 259H98V260L100 259L99 261H101V259H102L101 262H103V264H104L105 261H106L105 264H106V263H107V264H113V261L118 262V259H119V260H122V257H123L125 254H124V255H123V254H120L121 259H120V258H115L114 256H112V258H113V257L115 258V259L113 258V261H112V258H110V260H108L109 258H107V257H105V258H101ZM108 255H109V256H108ZM113 255H114V254H113ZM122 255H123V256H122ZM61 256H62L63 258H62ZM67 256H66V257H67ZM69 256L67 257V258H69V259L73 257V255H72L71 257H69ZM115 256L117 257L118 255H115ZM120 256H119V257H120ZM61 258H62L63 260H62ZM64 258H65V259H64ZM73 259H74V258H73ZM103 259H104V261H103ZM71 260H72V259H71ZM71 260H69V263H70ZM107 260H108V261H107ZM116 260H117V261H116ZM62 261H63V262H62ZM65 261H67V262H65V263L68 264V259H66ZM109 261H111L112 263H111V262L108 263ZM118 263H119V262H118ZM71 264H72V261H71ZM115 264H116V263H115Z\"/></svg>",
	"mask_w": 264,
	"mask_h": 264
}]
</instances>
